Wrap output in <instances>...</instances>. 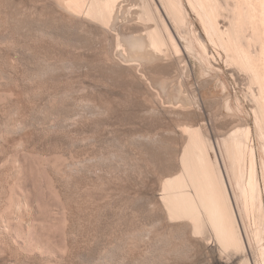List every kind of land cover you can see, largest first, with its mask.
<instances>
[{
	"label": "rangeland",
	"instance_id": "1",
	"mask_svg": "<svg viewBox=\"0 0 264 264\" xmlns=\"http://www.w3.org/2000/svg\"><path fill=\"white\" fill-rule=\"evenodd\" d=\"M1 1H2V3H1ZM6 1V2H5ZM7 1H8V3H7ZM30 0H20V5L17 7V3L19 2H17V0H13L12 2H14V3H11V0H0V4L2 5V6H0V10H2V11H0V15H2V16H0V21H1V23H4V24H1V25H3V26H0V29H2V33H1V31H0V36H2V37H0V54H2V55H0V66H2L3 68H6L7 69V71H6V69H3L2 67H0V73H1V76H0V79H1V81H0V93H2V96L0 95V100H1V102H0V110L1 109H3V110H1V112H0V117H2V118H0V123H2V126L3 127H1V125H0V176H1V178H0V184L2 185V187L4 188V190L2 191L1 190V193H3L2 194V196L4 195V196H6V197H8L9 198V201H10V198H11V200L13 201V202H15V204L13 203V202H11V205L12 204H14V205H12V207L10 208V209H14L13 210V214H11V215H13V216H8L10 213L9 212H11V210H9L8 212L6 211L5 212V210H7V207L9 208L10 207V202L9 201H7V199L8 198H6V197H1V199L0 200H2L1 202H0V208L2 209V206H4L3 207V209L2 210H4V212L1 210L0 212L1 213H4V214H1L0 213V215H2V218H1V216H0V237H1V239H0V244H3V245H0V264H48V263H50V264H171V262H172V264L174 263V264H188L187 262H190V264L192 263V260H195L194 258H196V260H197V262H196V260H195V262H193L192 264H223L224 262H226V261H228V259H229V261H230V263L228 262V263H224V264H242L243 262V256H241V255H243L244 254V256L245 257H247L248 259H249V263L250 264H256L255 262H256V259H255V256H254V258H253V253L252 252H250L251 251V247H249V246H251L250 245V243H248V242H250L249 241V237H248V233H246V230H245V225H243L242 226V223H241V221H243L241 218H240V215H239V210H238V212H237V204H236V202H235V199L233 198V201H234V206H235V209H236V212H237V216H238V220H239V224H240V228H241V231H242V235H243V238L245 239V245H246V250H245V253H243V254H237V256H236V254L233 256V255H230L231 256V259H230V256H229V254H226L225 253V255H227V256H229V257H227L226 258V256L225 255H221V257H222V260L223 259H225V260H223V261H218V257L220 256L218 253V251H214V250H209V249H211V248H207V246H205L203 243H205V242H203L202 243V241L200 242V239H197L196 240V238L197 237H192L191 235L189 236V234H188V236H189V238H188V236H186L187 235V233H182L181 232V234H177V227H176V221H174V222H172L171 224H170V222H168L169 220H164L163 219V216H161V215H163L162 213H160V211H162V209L161 208H157V204L159 203V198H158V194H159V192H160V182L158 183V181H160L159 179L157 180V177L156 176H158V178H160V176H162L161 177V179L163 178V177H168L169 176V174L171 175V173L173 174L174 172H175V166H176V161H174V160H176V158L178 157V155H179V153L178 152H176V147L178 148L177 149V151H179L180 152V148L182 147L181 146V144L183 143L182 141H183V139H182V135H181V137H179L180 136V134L182 133V131L180 132V131H178L179 129H182V128H178L177 130L176 129H174V128H176L177 126H176V124H181L180 126L182 127L183 126V124H186L185 123V121L187 122H190L191 121V123H195V124H197L198 122L200 123L201 122V124H203L204 123V120L206 119L207 121H205V126H207L208 128V130H209V132H210V135H211V140H212V144H213V146H214V150H212V154H213V157L214 158H216L217 157V159H219V162H220V164L222 163V159H223V157H222V154H221V149H220V146H219V141H218V139L220 140V138H223L224 136L222 135V134H224L226 131H228V128H229V126L231 125V118H229L228 119V117H226L227 116V112H229V115H233V117H235L236 118V120H234V118H233V120H234V123H236L235 121H238L237 119H238V117H240V118H242L241 119V124H246V125H249L250 126V128H251V135H250V138H249V143H250V145H253L254 147H255V149H256V154H257V161H258V171H259V174H260V177L262 176L261 174V172H262V167H261V162H262V153H261V149H260V142H259V139H258V136H257V134H256V132H255V128H254V121H255V115H254V107L252 106V105H254V100H253V98H252V96H250V90H249V84H248V82H249V80H247V77L244 75V73H243V71H236L237 69H236V66L233 64V65H230L229 63H232V62H227V61H229L228 59H227V56H226V54H225V52L224 51H222L223 49L220 47H216V45L214 46L209 40H207V38L205 37V34L203 33V29L201 28V25L198 23L199 21H198V19H196L197 17L195 16V14L193 13V11L190 9V7L188 6V12L190 13V18H191V20H192V27L193 28H195L196 29V32L198 31L199 32V30H200V32H199V34H201L202 36H203V38H204V41L206 40V43L205 44H207L206 46L208 47V52H209V54L210 55H212V56H208V57H210V58H208V68H209V70H207L206 71V73L207 74H205V75H207V77L204 75V74H202L201 73V66H202V62H201V60L199 59V57H198V55H197V53H195V52H193L194 54H196V56H197V59H196V57H194L195 55L192 53V52H188L186 49H185V47H184V44L183 43H181V51L182 52H180V54L182 53L183 54V56H181V60L180 61H177L178 63V66L177 67H179V69H181L180 71L178 70V69H175V73H178L177 75H176V77L178 76L179 77V75H181L180 76V78H178L177 77V80L176 81H178L179 79H183L184 80V82H182L183 84H184V89L186 88V90H185V93H186V96H188V97H191L192 96V98L194 99V102H196V104H195V106L197 107H194V110L195 111H197V112H195L196 114H197V116H196V114H195V116H194V118H193V115H194V113H193V115H192V117L190 116H188V115H186V116H184L185 115V113H184V115H179L178 116V113H175V112H180L179 110V108H178V104H182V103H179L178 101H179V99L178 98H176V97H170V96H172V93L170 94V92H169V90L167 91V90H163L162 89V87H161V85L159 84V83H156L155 84V82L154 81H156V79H155V76H153V74H154V72H152V71H150V73H151V75H150V78H149V74L148 75H146V76H148V77H146L145 78V81L148 83V79H150L149 80V82H150V84L148 83H146L145 85H144V87L145 88H143V86L141 87L140 85H143V84H141L142 83V79L143 78H141V77H138L139 75H138V73L136 74L137 76L136 77H134V76H130L131 77V79H130V77L128 76V73H127V76H126V73L125 74H123V72L122 71H120V74L121 75H119L118 74V70L119 69H123L122 68V66H120V65H116V64H114L113 66H112V68L114 69V71H113V69L112 68H110L109 66L110 65H112V64H106L107 62H109V61H106L104 58H103V54H102V47L101 46H103V40L102 41H98L100 44H101V42H102V44L100 45L97 41H96V43H97V46L99 45L100 46V48L99 47H95L94 45H96V43L94 44V41H95V39H89V38H87L86 40H85V38H86V35L84 36V40L85 41H83V43L84 42H86L87 44H86V46L85 45H83V46H85V47H83L82 46V44L83 43H81L80 45L81 46H78L77 44H79L82 40H80V42L77 40V38L76 37H79L80 36V34H75V32L72 30V29H70V31L72 30V32L74 33V34H72V32H70L69 31V29H67V27L66 28H64L62 25H60L61 24V22H59V21H56V20H54V18L52 17V19L50 18L51 17V13H49V11L51 12V10H48L47 8H41V7H43V6H41V2H37V3H35V1L34 0H31L30 2H29ZM32 1H34V2H32ZM185 1H187V0H185ZM6 4H5V3ZM31 2H32V4H31ZM3 3H4V5H3ZM10 3V4H9ZM27 5V7L28 8H30L31 9V6H34L33 5V3L34 4H36L37 6L36 7H38V4H39V7L38 8H36L35 10H34V8L35 7H33V10H31L30 11V9H28L25 5ZM7 4H9V6L7 5ZM14 4V5H13ZM22 4V5H21ZM28 4H29V6H28ZM30 4H31V6H30ZM5 5H7V6H5ZM10 5H12V6H10ZM24 5V6H23ZM43 5V4H42ZM14 6H16V8H18V9H16ZM21 6V7H20ZM1 7H3V8H5V9H3V8H1ZM7 7L9 8V7H14L13 9L12 8H10L12 11L10 12V9H7ZM127 7H129V6H126V4H125V7L124 8H127ZM21 8V9H20ZM27 9V12H25L26 11V9ZM41 10H40V9ZM7 9V10H6ZM25 9V10H24ZM46 9H47V12H46ZM4 10H6V11H8L9 10V12L11 13V15H10V13L9 12H6V11H4ZM17 10V11H16ZM29 10V11H28ZM44 10V11H43ZM13 11H15V13L13 12ZM19 11H20V13L23 15V17H22V15L19 13ZM24 11V12H23ZM33 11V14L34 15H32V16H30L31 14V12ZM41 11H43V12H45V13H43V15L41 16ZM6 12V13H5ZM17 12H18V15H17ZM29 12V13H28ZM12 13H13V15H12ZM24 13H26V15L27 14H29V15H27V17H26V15H24ZM46 13H48V14H46ZM123 13L124 12H122V13H120V14H122V15H120L121 16V18L123 19V17H127V16H125L126 15V13H124L125 15H123ZM6 15V16H4V15ZM37 14H39L40 16H41V18H43L42 19V21H41V18H36V19H38L37 21H36V19H34V21H33V19H32V24H31V22H29V21H31V18H35L36 17V15ZM131 14H133V13H131ZM130 14V15H131ZM9 17H8V16ZM15 15H17V17L15 16ZM39 15H37V17H40ZM48 17H47V16ZM129 15V16H130ZM15 18V20H14V18ZM24 19V20H22L21 19V17ZM33 16H35V17H33ZM132 16H134V14L132 15ZM132 16H130L131 18H132ZM4 17V18H3ZM6 17V18H5ZM12 17V18H11ZM26 17V18H25ZM31 17V18H30ZM1 18L2 19H4L3 21L1 20ZM9 18V19H8ZM12 20H11V19ZM44 18H46V19H44ZM48 18H50L51 19V21H50V19H48ZM129 18V17H128ZM5 19H7V21L8 20H10V21H8V22H10V24L7 22V21H5ZM40 19V20H39ZM21 20V21H20ZM27 20H29V21H27ZM43 20L46 22V23H44L43 22ZM19 21V22H18ZM22 21H23V29H24V22H25V24L26 23H28V24H26L27 26L25 27V31L23 30V29H20L21 27H20V24L19 23H22ZM38 21H39V24H45L46 26H48V28H47V30L48 31H50V33H52V34H48V35H42V34H40L39 36H37L36 34H39V33H37V31H35V29H32L33 28V26H36V24L38 23ZM49 21V22H48ZM54 21L56 22V24L54 23ZM11 22H13L14 23V25L11 23ZM15 22H17V23H15ZM48 22V23H47ZM52 24H51V23ZM58 23H59V25H58ZM30 24L32 25V26H30ZM54 24V25H53ZM11 26V28H10V30L12 29V31H13V29H14V31L13 32H10V30H8L9 29V27ZM19 25V26H18ZM52 25V26H51ZM55 25H57L58 26V28H57V26H55ZM55 26V27H54ZM4 27V28H3ZM30 27H32L31 29L33 30L32 32L31 31H29L30 30ZM53 27V28H52ZM26 28H28L27 30H26ZM61 29V30H60ZM19 30V32L21 33H19V32H17L16 33V31H18ZM6 31V32H5ZM9 31V32H8ZM26 32V33H24V32ZM29 31V32H28ZM55 31V32H54ZM57 31V32H56ZM36 32V34H34ZM70 32V33H69ZM197 32V33H198ZM9 33V34H8ZM18 33H19V35H18ZM23 33V34H22ZM32 33V34H31ZM58 33V34H57ZM65 35H64V34ZM4 34H6V35H4ZM15 34H16V37H15ZM26 34V35H25ZM31 34V35H30ZM56 36H55V35ZM63 34V35H62ZM12 35V36H11ZM33 35V36H32ZM68 35V37H70V38H68V37H66ZM4 36V37H3ZM9 36V37H8ZM22 37V39H21V37ZM32 36V37H31ZM48 36V38H46ZM62 38H61V37ZM73 36H74V38H73ZM76 36V37H75ZM15 37V38H14ZM28 37V38H27ZM39 38V41H38V38ZM41 37H43L42 39H41ZM45 37V38H44ZM58 37V38H57ZM9 40H8V39ZM11 38V39H10ZM30 38V39H29ZM34 38V39H33ZM50 38V39H49ZM59 38H60V40H59ZM80 38V37H79ZM78 38V39H79ZM19 39V40H18ZM25 39V40H24ZM41 39V40H40ZM57 39H58V41H57ZM3 40V41H2ZM18 40V41H17ZM21 40H23V41H21ZM27 40H29V41H27ZM46 40V41H45ZM47 40H50V41H48L47 42ZM62 40V41H61ZM76 40V41H75ZM88 40V41H87ZM91 40V41H90ZM93 40V41H92ZM2 41V42H1ZM16 41V42H15ZM25 41V42H24ZM42 41V42H41ZM55 41V42H54ZM69 41V42H68ZM90 41V42H89ZM6 42V43H5ZM13 42H14V45H13ZM18 42H19V44H18ZM22 42H24V44H22ZM30 42V43H29ZM35 42V43H34ZM46 44H48V43H51V44H48V45H45V43ZM60 42V43H59ZM73 42H75L76 43V45H77V48H79V47H81V48H79V49H81V51L79 50V49H77L76 48V45H74V43ZM2 43L4 44V45H2ZM29 43V44H28ZM31 43H33V44H31ZM37 43V44H36ZM40 43H41V45H40ZM44 43V44H43ZM56 43H58V44H56ZM65 43V44H64ZM67 43H70V44H67ZM90 43V44H89ZM22 44V45H21ZM29 46H27V45ZM60 44H63L62 46L60 45ZM74 46H73V45ZM85 44V43H84ZM93 46H92V45ZM14 47H13V46ZM25 45V46H24ZM34 45V46H33ZM43 45H45L46 47H47V50H49L50 52H51V49H53V47L56 45L57 46V48H56V46H55V48L53 49L54 51H56L57 50V53L56 52H54L53 50H52V54L51 53H49V51L47 52V50L45 49L46 47L44 46V48H42L43 47ZM50 45L52 46V48L50 49ZM60 45V46H59ZM66 45V46H65ZM89 45H91V46H89ZM22 46H24V47H22ZM27 46V48L25 49V47ZM30 46H31V48H30ZM36 46H39L38 48L39 49H43V50H39L38 48H35ZM49 46V47H48ZM72 46V47H71ZM88 46H89V48H88ZM2 47H4V48H2ZM9 47V48H8ZM11 47V48H10ZM13 47V48H12ZM41 47V48H40ZM61 49H59V48ZM71 49H70V48ZM216 47V48H215ZM23 48V49H22ZM31 50V51H29V49ZM72 48H73V50H72ZM82 48H84L83 50H82ZM92 48L94 49V50H92ZM96 48V49H95ZM220 50H219V49ZM4 49H6V50H4ZM21 49H22V52H21ZM28 49V50H27ZM35 49V50H34ZM45 49V50H44ZM68 49V50H67ZM90 51H89V50ZM101 50L99 53H98V51L99 50ZM11 51V52H7V51ZM15 50H16V52L18 51V53H16L15 52ZM20 50V51H19ZM39 50V51H38ZM69 50H71V51H69ZM92 50V51H91ZM97 51V53L98 54H95L96 53V51ZM6 51V52H5ZM14 51V52H13ZM59 51V52H58ZM80 51V52H79ZM84 51V52H83ZM85 51H88V52H85ZM94 51V52H93ZM19 52H21V54L19 53ZM43 52V53H42ZM45 52V53H44ZM46 52H47V54H46ZM55 54H54V53ZM71 52H73V53H71ZM77 52V53H76ZM7 53V54H6ZM13 53V54H12ZM59 53V54H58ZM83 53H85L84 55H83ZM189 55H187V54ZM5 56H4V55ZM12 54V55H11ZM16 54V55H15ZM38 54V55H37ZM44 55L43 57H40V56H42V55ZM55 56H54V55ZM57 54V55H56ZM63 54V55H62ZM64 54H66V55H64ZM69 54V55H68ZM77 54V55H76ZM80 54V55H79ZM89 54V56H87ZM102 55L101 57L99 56V55ZM14 55L15 56H17V57H14ZM19 55V56H18ZM25 55H26V58H25ZM61 56V57H58V56ZM74 55V56H73ZM75 55H76V59L74 60V58H75ZM79 55V56H78ZM83 55V56H82ZM92 55V56H91ZM3 56V57H2ZM7 56V57H6ZM10 58H9V57ZM34 57V58H31V57ZM45 56H47V60H49V66L47 67V65H48V63L46 64V62L44 63V64H42L43 63V61L46 59L45 58ZM54 58H52V57ZM57 56V57H56ZM66 56V57H65ZM73 56V57H72ZM88 57L87 59H86V57ZM96 56V57H95ZM186 56H187V58H186ZM20 58L21 57V59H17V58ZM30 57V58H29ZM39 57V58H38ZM63 57V59H61ZM64 57L66 58V59H64ZM72 57V58H71ZM82 57H83V59H82ZM92 57V58H91ZM98 57V58H97ZM211 57H212V59H211ZM2 58V59H1ZM7 58H9V59H7ZM15 58H16V60H15ZM22 58H24V59H22ZM29 58V59H28ZM45 58V59H44ZM71 58V59H70ZM78 58H81L79 61H77V59ZM90 58V59H89ZM94 58H95V60H94ZM101 58H103V59H101ZM184 58H185V60H184ZM5 59H7L6 61H5ZM56 59V60H55ZM57 59H59V60H57ZM69 59V60H68ZM174 59V58H173ZM4 60V61H3ZM11 60H12V62H11ZM21 60V61H20ZM34 61V62H32V61ZM50 60H55L54 62L57 64V63H60V64H57L58 65V67H59V69L57 68V65L55 64V71H53L52 72V74H51V71H52V68L51 67H53L54 66V63L51 61L50 62ZM67 60V64H69V66L70 65H72V64H70L71 62H68V61H74L75 63L77 62V63H81V65H80V63L77 65V63L74 65H72L71 66V68L66 64V61ZM85 60H87L88 61V63L89 62H92V63H89L90 64V67H88L89 66V64H86L87 63V61L85 62ZM94 60V61H93ZM99 60H102V61H104V63H102L103 64V66H105V67H103L102 66V64H101V62L102 61H99ZM210 60V61H209ZM18 61V62H17ZM23 61V62H22ZM24 61H26V62H24ZM62 61V62H61ZM64 61V62H63ZM99 61V62H98ZM106 61V62H105ZM181 61L183 62V61H185V64L183 65H181ZM200 61V62H199ZM11 62V63H10ZM15 64H14V63ZM30 62H32L31 63V65L29 64ZM37 62V63H36ZM8 63H10V65H7ZM18 63H19V65H21V66H19L18 65ZM24 63V64H23ZM34 63V64H33ZM51 63V64H50ZM61 63H65L68 67H66V65H62ZM73 63V62H72ZM94 63V65H92ZM99 63V64H98ZM109 63H112L111 61L109 62ZM179 63H180V66H179ZM184 63V62H183ZM6 64V65H5ZM27 64H29V65H27ZM45 64H46V67H45ZM85 64V67L83 66ZM97 66H96V65ZM101 64V65H100ZM104 64H106V65H108V67H107V69H106V65H104ZM153 64V63H152ZM176 64V65H177ZM13 67H12V66ZM18 65V67H15V66H17ZM23 65V66H22ZM44 65V68H47L46 69V71L48 72V73H46V71H44L45 69L44 68H42V66ZM50 65H51V67H50ZM60 65H62L63 67H60ZM99 65V66H98ZM10 68H9V67ZM76 66H78L77 67V69H75L76 68ZM83 66V67H82ZM92 66V67H91ZM95 66V67H94ZM155 66V63L153 64V65H151V67H154ZM195 66V67H194ZM232 66H234V67H232ZM39 67V68H38ZM72 67L74 68V69H72ZM80 67H82V69L81 70H79L80 69ZM88 67V68H87ZM98 67V68H97ZM100 67V68H99ZM121 67V68H120ZM184 67H186V68H184ZM18 68V69H17ZM25 68H27L26 70H25ZM30 68V69H29ZM41 68V69H40ZM61 68H64L63 69V71H62V69ZM69 68V70H67ZM90 68V69H89ZM92 68H93V71H94V75L92 74ZM101 69L102 70V68L103 69H105V70H103V72H104V75H103V73H102V71L101 70H96V71H99V72H96L95 71V69ZM118 68V69H117ZM220 68V69H219ZM3 69V70H2ZM11 69H12V71H11ZM21 69H24V70H21ZM36 69V70H35ZM42 69H44V70H42ZM49 69H51V70H49ZM71 69L73 70V72L71 71ZM117 69V71L115 72V70ZM235 69V70H234ZM9 70V71H8ZM13 70H15V71H13ZM38 70V71H37ZM39 70H42V71H44V72H42V71H39ZM50 72H49V71ZM67 70V71H66ZM76 72H75V71ZM87 70H88V72L89 71H91L90 73H88L87 72ZM185 70V71H184ZM189 70V71H188ZM239 70V69H238ZM4 71V72H3ZM20 71V72H19ZM24 71H27L29 74H27L26 72H23ZM31 73H30V72ZM58 71V72H57ZM60 71H61V73H60ZM64 71H65V74H64ZM71 71V72H70ZM106 71H107V73L109 72V74H105L106 73ZM110 71H112L113 73H114V76H113V73L111 72L110 73ZM124 71V70H123ZM149 71V70H148ZM234 71V72H233ZM7 72V73H6ZM9 72V73H8ZM11 72V73H10ZM15 72V73H14ZM32 72H36V74H37V72L39 73V74H37V75H39V76H35L36 74H34V76L35 77H33V73ZM55 72V73H54ZM70 72V73H69ZM80 74H79V73ZM96 72V73H95ZM181 72V73H180ZM186 72H188V74L186 73ZM239 72V73H238ZM241 72V73H240ZM21 73V74H20ZM40 73H42L41 75H40ZM43 73H44V75H43ZM46 73V74H45ZM66 73H69V74H66ZM237 73V74H236ZM242 73H243V75H242ZM19 74V75H18ZM49 74H50V76H49ZM55 74H56V76H55ZM61 74H63L64 75V77H61L62 75ZM77 74L78 75H81V77L80 76H77ZM98 74V75H97ZM100 74V75H99ZM135 74H132V75H135ZM6 75V76H5ZM9 75H11V76H9ZM14 75V77H12ZM16 75V76H15ZM17 75H18V77H17ZM20 75H22V76H20ZM25 75V76H24ZM29 75H31V76H29ZM69 76V77H67L66 78V76ZM71 75V76H70ZM76 75V76H75ZM90 75H92V76H90ZM103 75V76H102ZM119 75V76H122V77H117V76ZM189 75V76H188ZM239 75H240V77H239ZM54 76V77H53ZM73 76V78L75 79V81H74V79L73 78H71ZM87 76H89V77H87ZM125 76H126V78H125ZM187 78H186V77ZM215 76H218V77H216V78H214ZM17 77V78H16ZM28 77V78H27ZM32 77V78H31ZM61 77V78H60ZM94 77H95V79H94ZM97 77V78H96ZM112 77V78H111ZM116 77V78H115ZM133 77H134V79H133ZM153 77V80L154 81H152L151 80V78ZM176 77H175V79H176ZM212 77L214 78V80L212 79ZM6 78V79H5ZM12 78V79H11ZM25 78V79H24ZM32 80H31V79ZM38 78V79H37ZM43 78V79H42ZM54 78H56V79H54ZM57 78H59L58 80H57ZM63 78V79H62ZM67 79V81H66V79ZM79 78V79H78ZM82 78V79H81ZM85 78V79H84ZM98 78H100V79H98ZM102 78H106V79H102ZM107 78H108V80H107ZM122 78H125V79H123L122 80ZM129 78V79H128ZM137 78H140L139 80L137 79ZM207 78H211V79H209L210 80V82H209V80H206ZM5 81V82H3V80ZM15 79H17V82H15L16 80ZM27 79V80H26ZM36 79V80H35ZM40 79V80H39ZM60 79H62V80H60ZM72 79V80H71ZM98 79V80H97ZM113 81H112V80ZM138 81H137V80ZM147 79V80H146ZM181 79V80H182ZM196 79V80H195ZM7 80V81H6ZM9 80H10V82H9ZM30 82H29V81ZM35 80V81H34ZM69 80V81H68ZM71 80V81H70ZM78 80V81H77ZM86 80V81H85ZM95 80V81H94ZM100 80V81H99ZM107 80V81H106ZM119 82H118V81ZM123 81V83H121V81ZM131 80V81H130ZM182 80V81H183ZM11 81H12V84H11ZM26 83H25V82ZM34 81V82H33ZM61 81V82H60ZM62 81H64V82H62ZM82 81L84 82V83H82ZM102 81V82H101ZM112 81V82H111ZM137 81V82H136ZM152 81V82H151ZM175 81V82H176ZM207 81V86H206V84H204L205 82ZM212 81V82H211ZM6 82H8V83H6ZM28 82V83H27ZM33 82V83H32ZM36 82H37V84H36ZM40 82H42V83H40ZM106 82L108 83L107 85H106ZM116 82V83H115ZM129 82H131V83H129ZM134 82V83H133ZM157 82V81H156ZM185 82H187L188 84H186L185 85ZM209 82V83H208ZM16 83V84H15ZM23 83H25L24 85H23ZM31 83V84H30ZM35 83V84H34ZM68 83V84H67ZM130 85H129V84ZM134 85H133V84ZM143 83H145V82H143ZM151 83H154V85H155V88L153 87V84H151ZM176 83H178V82H176ZM175 83V84H176ZM198 83V84H197ZM199 83H201V84H199ZM7 84V85H6ZM29 84V85H28ZM39 84H40V86H39ZM67 84V85H66ZM85 84H88V85H85ZM99 86H98V85ZM105 84V85H104ZM113 86H115L116 85V87H113ZM124 84H125V86H124ZM128 84V85H127ZM191 84H192V86L193 87H191L190 88V86H191ZM248 84V85H247ZM7 87H5V86ZM33 85H34V87H33ZM43 85V86H42ZM65 85H66V88H65ZM69 85V86H68ZM84 87H83V86ZM90 85V86H89ZM104 85V86H103ZM110 85H111V87H110ZM118 85H120V86H118ZM136 85H138V86H136ZM148 85H150V87H153V88H151L152 90H154L155 92L154 93H156V94H158L157 93V89H156V86L158 87V88H160L161 90H163L162 91V93L163 92H165V93H163L164 94V96H166V97H163L162 95L163 94H161V90H160V93L159 94H161V95H158V96H161L160 98H162L163 97V100L165 101L166 100V98L169 96L170 98H172V99H170L171 101H169V102H171V106L174 104V105H176L175 106V108L172 106V108H174V109H177L178 108V111H175L174 109H168L169 107H167V106H169L168 104H170V103H168V100H169V97L167 98L168 100H166L167 101V103L166 102H163V100L161 99L160 100V98H159V105L161 106L162 105V102H163V104L165 103L166 104V106H164V105H162V108L158 105V103H156V101H157V99L155 100V103H154V98H152V96L154 97V93H153V91L151 90V89H149L150 87L148 86ZM159 85V86H158ZM189 85V86H188ZM202 85H204V87L202 86ZM3 86V87H2ZM9 86V87H8ZM13 86V87H12ZM81 86H82V88H81ZM88 86L89 87V89H88V87H87V89H85L86 87ZM94 86V87H93ZM101 86V88H99ZM106 86V87H105ZM132 86V87H131ZM149 88H148V87ZM196 86V87H195ZM202 86V89L200 88ZM11 87V88H10ZM24 87H26V88H24ZM27 87H30L29 89L27 88ZM37 87H38V89H37ZM42 87V88H41ZM96 87H98V88H96ZM104 87V88H103ZM108 87V88H107ZM131 87V88H130ZM135 87V88H134ZM147 87V88H146ZM188 87V88H187ZM9 88L11 89V90H9ZM45 88V89H44ZM94 88V89H93ZM110 88V89H109ZM128 88V89H127ZM132 88H134V89H132ZM138 88L142 91V93H139V91L140 90H138ZM196 89V90H194V89ZM200 88V89H199ZM8 89V90H7ZM31 89H32V92H31ZM57 89V92H55V90ZM61 89V91H59V90ZM65 89V90H64ZM67 89V90H66ZM84 89H85V91H84ZM94 91H93V90ZM98 89V90H97ZM109 89V90H108ZM130 89H131V91H130ZM146 89V90H145ZM225 89V90H224ZM251 89V88H250ZM44 90H46V91H44ZM64 90V91H63ZM81 92H80V91ZM87 90H89L90 92H88ZM145 90V91H144ZM191 90V91H190ZM198 90V91H197ZM25 91H27V93L25 92ZM30 91V92H29ZM33 91H34V93H33ZM67 91H68V93H67ZM73 91H75L74 92V94H73ZM93 91V92H92ZM111 93H110V92ZM112 91H114L113 93H112ZM116 91V92H115ZM137 91V92H136ZM140 91V92H141ZM146 91H148V92H146ZM170 94V95H168V93ZM170 91H171V89H170ZM189 91V92H188ZM198 92V96H199V98L198 99H195V96L194 95H192V93L191 92ZM200 91V92H199ZM225 91V92H224ZM250 91V92H249ZM5 94H4V93ZM24 92V93H23ZM45 92V93H44ZM56 93V95H59L58 96V98H57V96L55 95V93ZM60 92V93H59ZM63 92V93H62ZM65 92V93H64ZM71 92V93H70ZM84 92V93H83ZM87 92V93H86ZM131 92V93H130ZM146 92V93H145ZM7 93V94H6ZM25 93H26V95H25ZM28 93H29V95H28ZM33 95H32V94ZM38 93V94H37ZM41 93V94H40ZM70 93V94H69ZM79 93L81 94L80 95V98L82 99H80L79 98ZM83 93V94H82ZM92 95H91V94ZM128 93V94H127ZM138 93V94H137ZM148 93V94H147ZM151 93V94H150ZM153 93V94H152ZM202 95H201V94ZM24 94V95H23ZM41 96H40V95ZM43 94V95H42ZM63 94V95H62ZM70 96H69V95ZM76 94V95H75ZM85 94V95H84ZM108 94H110V96L108 95ZM120 94V95H119ZM128 96L127 98H129L131 95H132V97L131 98H129V100L127 99V98H125L126 97V95ZM131 94V95H130ZM142 94H143V96H142ZM184 94V93H183ZM190 94V95H189ZM194 94V93H193ZM228 94V95H227ZM6 95H9V96H6ZM23 95V96H22ZM50 95H51V97H50ZM52 95H53V97H52ZM55 95V96H54ZM62 95V96H61ZM73 95H75V96H73ZM83 95V96H82ZM109 97H108V96ZM112 95V96H111ZM134 95H135V97H136V99H135V97H134ZM140 95V96H139ZM150 95H152V96H150ZM168 95V96H167ZM185 95V94H184ZM224 95H226V98L228 97V96H230L231 95V97H228V99H229V101H230V104H231V111H226V110H223V111H219V110H221V108L219 107L218 109H216V111L218 110V112H219V114H217L218 112H216V113H213L215 110H212V109H215V108H217V107H215V106H218V104H216L215 105V101H218L217 103H219V101L221 102V100L225 97ZM6 96V97H5ZM25 96V97H24ZM29 96V97H28ZM39 96H40V100H39ZM65 96V99L63 98ZM68 96H69V99H68ZM88 96H90V97H88ZM93 96V97H92ZM100 96V97H99ZM124 96V97H123ZM148 96V97H147ZM150 96V97H149ZM158 96H156L157 98H158ZM224 96V97H223ZM1 97H3L4 98V100L1 98ZM7 97H9V98H7ZM20 97V98H19ZM38 97V98H37ZM61 97V98H60ZM83 97V98H82ZM95 97V98H94ZM101 97H103V98H101ZM105 97L107 98V99H105ZM114 97H117V100H116V98H114ZM140 97H143L142 99L140 98ZM148 99V101H147V99ZM217 97H223L222 99H220V100H217V99H219V98H217ZM7 98V99H6ZM55 98V99H54ZM71 98H73V99H71ZM80 100H79V99ZM88 98V99H87ZM97 98H98V100H97ZM110 98V99H109ZM114 98V99H113ZM121 98V99H120ZM139 98V99H138ZM216 100H215V99ZM252 98V99H251ZM6 99V100H5ZM12 99V100H11ZM28 99H30V100H28ZM36 99V100H35ZM54 99V100H53ZM57 99H60V101L59 102H56L57 101ZM66 99L69 101H67L68 103H65L66 102ZM76 99V100H75ZM86 99L88 100V101H86ZM90 99H91V101H90ZM94 100V102H95V104L96 105H101V106H96L95 104H93L94 102H93V100ZM99 99H100V101H99ZM101 99H102V102H101ZM126 99V100H125ZM133 99V100H132ZM142 101H146L147 102V104H146V102L144 101V104H142L143 102H141V100ZM152 99V100H151ZM173 99H174V101H173ZM211 100L210 102V104L211 105H213L214 104V107L213 106H211V105H209L208 104V101L207 100ZM212 99H214L215 101H213L212 102ZM32 100H34V101H32ZM52 102V103H54L55 105H56V103H62V105L61 104H59V106H58V104H57V106L58 107H56L55 105H52V103L50 102V101ZM56 100V101H55ZM65 101V102H62V101ZM75 100V102H73V101ZM96 100H97V103H96ZM108 101V104L110 105V108L108 107V109L106 108V106H109L107 103H106V101ZM112 100V101H111ZM119 100H121V101H119ZM123 100H124V102H123ZM133 102H132V101ZM177 100V101H176ZM2 101H3V103H2ZM8 101V102H7ZM12 101V102H11ZM18 101V102H17ZM49 101V102H48ZM55 101V102H54ZM79 101V102H78ZM81 101V102H80ZM90 101V102H89ZM111 101V102H110ZM117 101V102H116ZM119 101V102H118ZM125 101H129V102H125ZM136 101L138 102H141V103H136ZM153 101V102H152ZM173 101V102H172ZM176 101V102H175ZM207 101V102H206ZM236 101V102H235ZM10 102V103H9ZM31 102V103H30ZM39 102V103H38ZM45 104H47L48 103V105H45ZM47 102V103H46ZM80 104V106L78 107V103ZM177 102H178V104H177ZM201 102V103H200ZM205 102V103H204ZM254 102V103H253ZM2 103V104H1ZM7 103V105H8V103H9V105L7 106V105H5ZM19 103V104H18ZM37 103H38V105H39V107H38V105H37ZM70 103V104H69ZM72 103H74L73 105H71ZM77 103V104H76ZM89 103V104H88ZM115 103V104H114ZM129 103V104H128ZM152 103H154L155 104V106H154V104H152ZM207 103V105H209V106H211V107H209V106H207V105H205ZM213 103V104H212ZM10 104H12V106L10 105ZM35 104V105H34ZM42 104H44V105H42ZM63 104H64V106H63ZM68 104V105H67ZM75 104H76V106H75ZM92 104V105H91ZM106 104V105H105ZM120 104V105H119ZM122 104V105H121ZM125 104H126V106H125ZM142 104V106H140ZM200 104H201V106H200ZM237 104V105H236ZM16 105V106H15ZM17 105H18V107H19V110H18V107H17ZM33 105V106H32ZM36 105H37V107H36ZM61 105V106H60ZM66 105V106H65ZM70 105V106H69ZM103 105H104V107H103ZM114 105H115V107H114ZM132 105V106H131ZM136 105V106H135ZM139 105V106H138ZM148 105H150V106H148ZM152 105V106H151ZM179 105V106H180ZM2 106H5L4 108H2ZM15 106V107H14ZM48 106V107H47ZM50 106V107H49ZM51 106H52V109H49V110H47V108H51ZM69 106V107H68ZM89 106V107H88ZM93 106H94V108H93ZM146 106H148L147 108H146ZM158 106V107H157ZM170 106V107H171ZM204 106H207L206 108L209 110V108H211L210 109V111H208ZM8 107V108H7ZM12 107H13V109H12ZM33 107V108H32ZM41 107V108H40ZM53 107H56V108H53ZM71 107V108H70ZM76 107V108H75ZM114 107V108H113ZM126 107L129 109H127V110H125L126 109ZM130 107V108H129ZM133 107V108H132ZM136 109H135V108ZM156 107V108H155ZM163 107H167L165 110H161V109H164ZM209 107V108H208ZM252 107V108H251ZM6 108V109H5ZM10 108V109H9ZM17 108V109H16ZM32 108V109H31ZM35 108V109H34ZM44 108V109H43ZM73 108V109H72ZM78 108V109H77ZM100 110H99V109ZM118 108V109H117ZM124 110H123V109ZM140 108H143V110L141 111V109ZM146 108V109H145ZM159 108V109H158ZM8 109V110H7ZM12 109V110H11ZM37 109H39V110H37ZM71 109V111H69ZM110 109H113V110H110ZM154 109V110H153ZM157 109V110H156ZM197 109V110H196ZM8 112H7V111ZM49 112L50 111V113H47V114H45L47 111ZM74 112H73V111ZM93 111V112H91V111ZM96 110H98L99 112H97ZM108 110V111H107ZM121 111V112H119V111ZM133 110V111H132ZM148 110V112H146ZM151 110V111H150ZM159 110V111H158ZM172 111V112H174V113H172L171 114V112L170 111ZM174 110V111H173ZM18 111V112H17ZM68 111H69V113H68ZM126 111V112H125ZM131 111L132 113V115L129 113V112ZM213 111V112H212ZM2 112H3V115H2ZM6 112H7V114H6ZM12 112V113H11ZM20 112V113H19ZM51 112H52V114H51ZM54 112V113H53ZM56 112V113H55ZM95 112V113H94ZM115 112H117L116 114H115ZM125 112V113H124ZM136 112V113H135ZM139 112V113H138ZM141 112H143V113H141ZM165 114H164V113ZM169 112H170V114H169ZM182 112V111H181ZM179 113V114H183V113ZM208 112V113H207ZM210 112V113H209ZM212 112V113H211ZM226 112V113H225ZM231 112V113H230ZM19 113V114H18ZM68 113V114H67ZM108 113V114H107ZM125 115H124V114ZM126 113H129V116H127V114ZM133 113L134 114H136L135 115V117H139L138 115H141L140 117H139V120L138 119H136V118H132V117H134V115H133ZM141 113V114H140ZM145 113V114H144ZM146 113H147V115L149 116H151V117H148V120H147V115H146ZM167 113V114H166ZM199 113H201L202 115H200ZM220 113H222V114H220ZM9 114H11V115H9ZM50 114H51V116H50ZM66 114V115H65ZM109 115L110 114V117H108V116H106V115ZM115 114V115H114ZM122 116H121V115ZM138 114V115H137ZM152 114H154V116L155 117H152ZM157 114L159 115V116H161L162 114V116H163V118L164 117H166V118H164V120H165V122H167V125L168 126H170V127H164L163 126V123H164V125H166V123L165 122H161L160 123V120L162 119V116H161V118L158 116L157 117ZM174 114V115H173ZM177 114V115H176ZM199 114V115H198ZM207 114L209 115V116H207ZM217 114V115H216ZM226 114V115H225ZM2 115V116H1ZM4 115H5V117L8 115V119H9V121H8V119H6L5 117H4ZM49 115V116H48ZM75 115V116H74ZM80 115V116H79ZM90 115V116H89ZM100 115H102V116H100ZM146 115V116H145ZM171 117H170V116ZM173 115V116H172ZM211 115L213 116V117H211ZM221 115H223L222 117H221ZM231 115V116H232ZM44 116H47V118H51V119H45V117ZM65 116V117H64ZM96 116L98 117V118H96ZM114 116V117H113ZM121 117V118H119V117ZM125 116H127L125 119L123 118V117H125ZM132 116V117H131ZM143 116V117H142ZM167 116H169L170 118H168ZM175 116V117H174ZM183 116V117H182ZM200 116H201V118L203 119H201L200 118ZM203 116V117H202ZM205 116V117H204ZM222 118H220V117ZM230 116V117H231ZM238 116V117H237ZM9 117H11V118H9ZM15 117V118H14ZM17 117V118H16ZM70 117V118H69ZM79 117V118H78ZM81 117V118H80ZM89 117V118H88ZM101 117V118H100ZM106 118V120H105V118ZM128 117H129V119H128ZM146 119H145V118ZM173 117V118H172ZM176 117H178L179 118V120H178V118H176ZM185 117V118H184ZM186 117H189L188 119L186 118ZM199 118V120L198 119H196V118ZM218 117V118H220V119H218L217 118V120H216V118ZM223 117H224V123L222 122L223 121ZM66 118V119H65ZM73 118L75 119V120H73ZM87 118L89 119V121H87ZM91 118H93V120L91 119ZM123 118V119H122ZM142 120H141V119ZM159 120V118H160V120L158 121L157 119ZM205 118V119H204ZM212 118V119H211ZM240 118H239V123H240ZM6 121H5V120ZM13 119H15V121L13 120ZM20 119V120H19ZM63 119V120H62ZM64 119H65V121H64ZM79 119H80V121H79ZM95 119V120H94ZM97 119V120H96ZM119 119V120H118ZM132 119V120H131ZM143 119H144V121H143ZM176 119H177V121H176ZM184 119V120H183ZM189 119H192V120H189ZM209 119H211V121L209 120ZM213 119H214V121L217 123V124H215L214 122H213ZM45 122H43V121ZM50 121V123H49V121ZM52 120V121H51ZM71 120H73V121H71ZM77 120V121H76ZM111 120V121H110ZM113 120V121H112ZM121 120V121H120ZM129 120V123L127 122L126 123V121H128ZM133 122V121H136V122H133V123H131V121ZM154 120V121H153ZM156 120V121H155ZM163 119L161 120V121H164ZM173 120H175L176 122H173ZM180 120H182L184 123H182V122H180ZM198 120V121H197ZM230 122H229V121ZM233 120H232V122H233ZM242 120H243V122L244 123H242ZM3 121H5V122H3ZM8 121V122H7ZM17 121V122H16ZM48 121V122H47ZM68 121V122H67ZM76 121V122H75ZM93 121V122H92ZM103 123H102V122ZM111 122V123H109V122ZM117 121H119V123H117ZM124 123H123V122ZM139 121H141V122H139ZM150 121V122H149ZM173 122L174 124H175V126L173 125V123H171V122ZM179 121V122H178ZM193 121H195V122H193ZM211 122V125H213L212 126V128H211V125H210V122ZM220 121V122H219ZM9 122H10V124H9ZM15 122V123H14ZM24 122V123H23ZM67 122V123H66ZM100 122V123H99ZM113 122V123H112ZM145 122V124H143ZM153 122V123H152ZM161 125H156V124H158V123ZM203 122V123H202ZM219 122V123H218ZM222 122V124H220ZM226 122H228V123H226ZM4 123V124H3ZM11 123H12V128L13 127H16L15 129H12L10 126H11ZM43 123V125H41ZM47 123H49V125L47 124ZM70 125H69V124ZM84 123V124H83ZM99 123V124H98ZM103 125H102V124ZM109 123V124H108ZM117 123V124H116ZM123 125H122V124ZM134 123H135V125H134ZM141 123V124H140ZM149 123H150V125H149ZM234 123L232 124L233 125V127H234ZM6 124V125H5ZM40 126H39V125ZM47 124V125H46ZM62 124V125H61ZM68 126H67V125ZM86 124V125H85ZM91 126H90V125ZM94 125V127H93V125ZM111 125L110 127L109 126H106V125ZM115 124V125H114ZM122 126H121V125ZM126 124V125H125ZM152 124V125H151ZM170 124H172V126L173 127H171V125ZM227 124V125H226ZM238 124V123H237ZM16 125V126H15ZM60 125V126H59ZM64 125V126H63ZM85 125V126H84ZM89 125V126H88ZM97 125H102L101 126V130H102V132H101V130L99 129V127L100 126H97ZM117 125V126H116ZM132 125H134L133 127H132ZM137 125L138 126H140L139 128H141V130H139V128L137 127ZM145 125H147V126H145ZM217 125H219V126H217ZM224 127H223V126ZM232 125L230 126V128H232ZM239 125V124H238ZM63 126V127H62ZM67 126V127H66ZM84 126V127H83ZM95 126H97V127H95ZM129 126V127H128ZM145 126V127H144ZM151 126V127H150ZM155 126V127H154ZM179 126V127H180ZM222 126V127H221ZM236 126V125H235ZM5 127V128H4ZM10 127V128H9ZM52 127V128H51ZM83 127V128H82ZM86 127H87V129H86ZM104 127H106L105 128V130L103 131V129H104ZM108 127V128H107ZM113 127V128H112ZM120 127V128H119ZM123 127V128H122ZM148 127V128H147ZM162 127V128H161ZM221 127V128H220ZM2 128V129H1ZM82 128V129H81ZM89 128V129H88ZM118 128V129H117ZM125 128V129H124ZM134 128V129H133ZM148 130H147V129ZM151 128V129H150ZM153 128V129H152ZM157 130H156V129ZM161 128V130L159 131V129ZM168 128H169V130H168ZM213 128H216V129H220L219 131L217 130L216 131V129H213ZM227 128V129H226ZM229 128V132L231 131V129ZM9 129V130H8ZM106 129H108V131L106 130ZM113 129V131H111ZM115 129L116 130H119L118 132L119 133H121V132H123L124 131V134L122 133V134H119L117 131L116 132H114L115 131ZM122 131H121V130ZM124 129V130H123ZM130 129V130H129ZM131 129H133V131L131 132ZM138 129V130H137ZM144 129V130H143ZM155 129V130H154ZM11 130V131H10ZM83 131L84 133H86V134H84L83 132H81V131ZM94 132H93V131ZM97 130H99L98 132H97ZM127 130H128V132H127ZM135 130H137V131H135ZM149 130H153L152 132L151 131H149ZM162 130H168V131H162ZM176 131V132H174V131ZM223 130L225 131V132H223ZM3 131V132H2ZM6 131V132H5ZM8 131V132H7ZM77 131V132H76ZM86 131V132H85ZM106 131V132H105ZM125 131L127 132L126 134H125ZM140 131V132H139ZM144 131V132H143ZM158 131V133H156V132ZM161 131L162 132H164V133H161ZM221 131H222V133H221ZM80 132V133H79ZM96 132V133H95ZM101 132V133H100ZM112 132H114L112 135H114L115 136V133H118L115 137L114 136H112L110 133ZM139 132V133H138ZM151 132V133H150ZM154 132L156 133V134H154ZM5 133V134H4ZM91 133H93V134H91ZM103 133V134H102ZM132 133V134H131ZM140 133H142V134H140ZM162 134V140L164 139H168V140H165V143H164V140L162 141L161 140V134ZM171 134V136H173L174 138H179V139H177L176 138V140L174 139V138H172L173 140H169V138L171 137L169 134ZM217 133L218 134H220V135H217ZM228 133V132H227ZM226 133V134H227ZM5 136H4V135ZM78 134V135H77ZM110 134V135H109ZM151 134V135H150ZM152 134L153 135H156V136H152ZM164 134H165V136H164ZM174 134V135H173ZM7 135V136H6ZM72 135V136H71ZM74 135V136H73ZM88 135V139L86 138V136ZM94 137H93V136ZM124 137L125 135L129 138V140L127 139V137L125 138V140L127 141H129V142H127L126 143V141L121 137ZM129 135H131L130 137H129ZM136 135V136H135ZM144 135V136H143ZM167 135V136H166ZM177 135V136H176ZM3 136V137H2ZM83 136V137H82ZM100 136V137H99ZM106 136H109V137H107L106 138ZM148 136V137H147ZM219 136V137H218ZM221 136H223V137H221ZM6 137V138H5ZM72 137V138H71ZM77 139H76V138ZM90 137V138H89ZM117 137H118V139L119 138H121V140L119 139V140H117ZM147 137V138H146ZM153 137V138H152ZM164 137H166V138H164ZM2 138V139H1ZM4 138V139H3ZM73 138L75 139V140H73ZM85 138V139H84ZM92 138V139H91ZM99 138V139H98ZM102 140H101V139ZM113 138V139H112ZM183 138H184V136H183ZM218 138V139H217ZM81 139V140H80ZM107 139H110V140H107ZM116 139V140H115ZM157 139H159V140H157ZM82 140H83V142H82ZM85 140H87V142L85 141ZM101 141L100 143L99 142H97L96 143V141ZM174 140H175V142H177V143H175L174 142ZM216 140H217V143H216ZM74 143H73V142ZM110 141V142H109ZM118 141V142H117ZM144 142V144H143V142ZM160 141V142H159ZM166 141H170V142H166ZM175 143V144H173V142ZM4 142V143H3ZM84 142H86V143H84ZM96 144H95V143ZM112 142V143H111ZM121 142V143H120ZM136 142V143H135ZM147 142V143H146ZM172 142V143H171ZM71 143H73V144H71ZM84 143V144H83ZM91 143L93 144V145H91ZM120 143V144H119ZM122 143H124V144H128L129 143V146L127 145V147H125V146H123L124 144H122ZM135 143V144H134ZM146 143V144H145ZM158 143H159V147H156V145L158 146ZM162 143H163V145H162ZM179 143H180V145H179ZM77 144V145H76ZM86 144V145H85ZM99 144V145H98ZM103 146H102V145ZM122 144V145H121ZM140 144L142 145V146H140ZM154 145V147H153V145ZM172 144V145H171ZM177 144V146H173V145H176ZM3 145V146H2ZM71 145V146H70ZM75 145V146H74ZM90 145V146H89ZM96 145V146H95ZM145 145V146H144ZM147 145V146H146ZM152 145V146H151ZM84 146V147H83ZM86 146H88V147H86ZM93 146V147H92ZM96 147V149H95V147ZM102 146V147H101ZM115 146V147H114ZM136 146H138L137 148H136ZM153 147V148H151V147ZM160 146H163L164 147V149H165V147H166V149L165 150H163V147H161L160 148ZM218 146V147H217ZM74 147H76V150H77V153L75 154V151L76 150H74L75 148ZM107 147H109L110 149H108ZM133 149H131V148ZM135 147V148H134ZM141 147H143V148H141ZM144 147H146V149L144 148ZM147 147H150L152 150H154V151H152L150 148H147ZM170 147V148H169ZM172 147V148H171ZM180 147V148H179ZM1 148H3L2 149V152H3V154H1L2 152H1ZM82 148H85V149H82ZM99 148V149H98ZM111 148H112V150H111ZM118 148V149H117ZM122 148V149H121ZM158 148H159V151H158ZM175 148V149H174ZM117 149V150H116ZM129 149H130V151H129ZM139 151H138V150ZM144 149H145V151L146 152H144ZM149 149V150H148ZM161 149V150H160ZM173 150L174 149V151H171V150ZM180 149V150H179ZM72 150V151H71ZM82 150V151H81ZM86 150V151H85ZM95 150V151H94ZM108 150V151H107ZM109 150H111L112 152H110ZM116 150V151H115ZM119 150V151H118ZM124 150V151H123ZM137 152H136V151ZM147 150H148V152H147ZM150 150H151V154H150ZM156 150V151H155ZM163 150V151H162ZM167 150H169V151H167ZM81 151V152H80ZM89 151V152H88ZM98 151V152H97ZM68 152H69V154H68ZM71 152V153H70ZM85 152V153H84ZM88 152V153H87ZM91 152V153H90ZM98 154H96V153ZM119 152V153H118ZM129 152V153H128ZM131 152V153H130ZM133 152V153H132ZM134 152H136V153H134ZM139 152H141V154H139ZM157 152H160V153H157ZM163 152V153H162ZM169 154H168V153ZM175 152V153H174ZM74 153V154H73ZM83 153V154H82ZM88 155H87V154ZM106 153H107V155H106ZM108 153H110V154H108ZM138 153V154H137ZM153 153V154H152ZM160 154L159 155V157L157 156V158L155 157V154ZM59 154V155H58ZM82 154V155H81ZM86 154V155H85ZM91 154V155H90ZM105 154V155H104ZM125 154H127V155H125ZM135 154V155H134ZM137 154V155H136ZM151 156H150V155ZM165 154V155H164ZM173 156H172V155ZM175 154H176V156H175ZM178 154V155H177ZM15 155H17V156H15ZM60 155H61V157H60ZM62 155H63V157H62ZM71 155V156H70ZM79 157V155H80V157L78 158L77 156ZM93 155H96V156H94V158H93ZM103 155H104V157H103ZM119 155V156H118ZM125 155V156H124ZM130 155H132V156H130ZM164 155V156H163ZM171 156V157H169L168 158V156ZM14 156L15 157H17L16 159H17V161L14 159ZM74 157V160H73V157ZM83 157V159H82V157ZM88 158H86V157ZM91 158H89V157ZM98 156V157H97ZM139 156V157H138ZM141 156V157H140ZM148 156V157H147ZM154 156V157H153ZM176 157V158H173V157ZM4 157V158H3ZM58 159V160H60L59 161V167H58V160L56 159V158ZM70 157V158H69ZM119 159H118V158ZM133 157V158H132ZM135 157V158H134ZM137 157V158H136ZM143 157V158H142ZM168 158V160H167V158ZM6 158V159H5ZM63 158V159H62ZM72 158V160H70ZM86 158V159H85ZM97 158V159H96ZM104 158V159H103ZM130 158V159H129ZM132 158V159H131ZM140 160H139V159ZM150 158V159H149ZM166 158V159H165ZM170 158H172L171 160L173 161V163H172V161H171V163H169L170 161H169V159ZM12 159H13V162H12ZM65 159H69V161L67 162V160H65ZM75 159H79V160H75ZM115 159V160H114ZM117 159V160H116ZM144 159V160H143ZM158 159V160H157ZM163 159V160H162ZM4 160V161H3ZM6 160V161H5ZM16 162H15V161ZM56 160V161H55ZM65 160V161H64ZM81 160V161H80ZM82 160H83V162H82ZM103 160V161H102ZM126 160V161H125ZM139 162L138 163V166H139V164H141V166H137V162ZM142 160V161H141ZM147 160V161H146ZM161 160V161H160ZM54 161L56 162L55 164H57L56 166L58 167V168H54L55 167V164H54ZM76 161V162H75ZM78 161V162H77ZM115 161H118L119 163H115ZM124 161V162H123ZM128 161H130V162H128ZM135 161V162H134ZM160 161V162H159ZM163 161V162H162ZM169 161V162H168ZM3 162H5L6 163V165H5V163H3ZM65 162H67L66 164H65ZM69 162H71V163H69ZM75 162V163H74ZM101 162V163H100ZM123 162V163H122ZM126 162V163H125ZM141 162H143V164L141 163ZM148 162H149V164H148ZM162 162V163H161ZM167 162V163H166ZM174 162H175V164H174ZM85 163V164H84ZM91 163H92V165H91ZM97 163V166L95 165ZM115 163V164H114ZM145 163V164H144ZM159 163V164H158ZM168 165V163H169V166L170 167H166L167 165ZM1 164H3L2 166L3 167H1ZM20 164V165H19ZM88 164H90L89 166H91V167H89V166H87ZM102 166H100V165ZM110 164L112 165L113 164V166L111 167L110 166ZM127 164H129V165H127ZM163 165L162 166V168H160V167H158L159 165ZM16 165V166H15ZM18 165L20 166V167H18ZM68 165V166H67ZM86 165V166H85ZM95 167H94V166ZM104 165V166H103ZM107 165V166H106ZM115 165H117V166H115ZM149 167H148V166ZM160 165V166H161ZM166 165V166H165ZM222 165V168H224V163H222L221 164ZM13 166V167H12ZM15 166V167H14ZM71 166V167H70ZM75 166V167H74ZM77 166V167H76ZM79 166V167H78ZM82 166H83V168H82ZM100 166V167H99ZM106 166V167H105ZM124 166V167H123ZM136 166V167H135ZM146 166H147V168H149V170L146 168ZM165 166V168H164V171H163V167ZM174 166V167H173ZM66 167H68V168H66ZM86 167V168H85ZM97 167V168H96ZM99 167V168H98ZM105 167V168H104ZM110 167V168H109ZM116 167H117V169H116ZM126 167V168H125ZM15 168L17 169V170H15ZM73 168V169H72ZM76 168V169H75ZM82 168V169H81ZM104 168V169H103ZM107 168V169H106ZM112 168V169H111ZM137 168V169H136ZM151 168V169H150ZM167 168V169H166ZM172 168V169H171ZM3 169V170H2ZM5 169V170H4ZM15 171H14V170ZM69 169V170H68ZM84 169V170H83ZM90 169H92L91 171H90ZM95 169V170H94ZM99 169V170H98ZM101 169V170H100ZM111 170V172H113L112 173V176L114 177H112L111 176V173H110V170ZM122 169H123V171H122ZM129 169V170H128ZM142 169H143V171H142ZM145 169V170H144ZM158 169H160L159 170V172L157 171ZM162 169V170H161ZM170 169V170H169ZM261 169V170H260ZM82 170V171H81ZM106 172H105V171ZM113 170H115V171H113ZM169 170V171H168ZM173 170H174V172H173ZM224 171H226L225 169H223ZM3 171V172H2ZM7 171V172H6ZM17 171H19V174H20V178H19V174H18V172ZM67 171L68 172H70V173H67ZM73 171V172H72ZM80 171V172H79ZM90 171V172H89ZM98 173H97V172ZM103 171V172H102ZM117 171V172H116ZM129 171V172H128ZM141 172L140 173V175H142V176H140V175H138L139 174V172ZM145 171V172H144ZM161 171V172H160ZM172 171V172H171ZM261 171V172H260ZM4 172H6V173H4ZM102 172V173H101ZM105 172V173H104ZM109 174H108V173ZM119 172V174H117ZM128 172V173H127ZM147 172H149V173H147ZM158 172V174H156ZM168 172H169V174H168ZM3 173H4V175H3ZM97 173V174H96ZM124 173V174H123ZM159 173H161V175H159ZM163 173V174H162ZM165 173V174H164ZM2 174V175H1ZM7 176H6V175ZM18 174V175H17ZM75 174V175H74ZM100 174V175H99ZM103 174V175H102ZM108 174V175H107ZM113 174H115V175H113ZM117 174V175H116ZM122 174V175H121ZM147 174H149V175H147ZM151 174V175H150ZM16 176L17 175V177H15L14 178V180L12 179L14 176ZM71 175H73V176H71ZM119 175H120V178H119ZM126 175V176H125ZM143 175H145V177L143 176ZM165 175V176H164ZM167 175V176H166ZM4 176V177H3ZM99 176V177H98ZM103 176H105V177H103ZM115 176H117V177H115ZM125 176V177H124ZM153 176V177H152ZM74 177V178H73ZM101 177H103V178H105V179H103V178H101ZM138 177H142V178H138ZM147 177V180L145 179ZM150 177V178H149ZM98 178H100L101 180H103V181H101V180H99ZM117 178V180L115 181L114 179H116ZM1 179H3V180H1ZM18 179H19V181L20 182H17V183H19L20 184V186L18 185V184H16V181H18ZM72 179V180H71ZM112 179V180H111ZM120 181H119V180ZM145 179V180H144ZM261 179H262V177H261ZM16 180V181H15ZM68 180V181H67ZM70 180V181H69ZM77 181V183H76V181ZM111 180V181H110ZM141 180L142 181V184H143V186H142V184L140 185L139 183V181ZM5 181V182H4ZM15 181V184H13V182ZM119 181V182H118ZM9 182V184H6V183H8ZM70 182V183H69ZM74 182H75V184H74ZM148 182V183H147ZM154 182V183H153ZM158 184H157V183ZM263 182V179L261 180V183ZM2 183H4V184H2ZM67 183H69V184H67ZM78 183H79V186H78ZM101 183H102V185H101ZM109 183H111V184H109ZM146 183V184H145ZM77 184V185H76ZM114 184H117V185H115V187H114ZM139 184V185H138ZM148 184V185H147ZM153 184H156V185H153ZM12 185V186H11ZM14 185L15 186H17L19 189H17V188H15V189H17L16 190V192L15 191H13L14 190ZM103 185H104V187L106 188V185L108 186L107 187V189L109 188V187H112V191L110 190V188L108 189L109 191H110V193H111V196H110V193H109V191L107 190V189H105V188H102L103 187ZM136 185H138V186H140L139 188H137L138 186H136ZM145 185V186H144ZM150 185V186H149ZM7 186V187H6ZM10 186V187H9ZM119 188H118V187ZM142 186V187H141ZM147 186H149V187H147ZM13 187V189H11ZM52 187V188H51ZM54 187H55V189H54ZM69 187H71V188H69ZM73 187V188H72ZM145 187V188H144ZM154 187V188H153ZM76 188H78V189H76ZM126 189V190H123V189ZM147 188V189H146ZM262 188H264V183H262ZM53 189V190H52ZM129 190V192H128V190ZM144 191H143V190ZM158 189V190H157ZM6 190H8V193L7 192H5ZM9 190H11V192L9 191ZM55 190H57L56 192H58V194H56V192L54 193V191ZM71 190V191H70ZM77 190H78V192H77ZM118 190V191H117ZM120 190L123 192H120ZM132 190L134 191V192H132ZM135 190H137V191H135ZM151 190V191H150ZM157 190V191H156ZM264 190V189H263ZM13 191V192H12ZM105 191H107V192H105ZM116 191V192H115ZM146 191V192H145ZM159 191V192H158ZM15 192V193H14ZM77 192V193H76ZM81 192V193H80ZM113 192V193H112ZM127 192V193H126ZM133 193V195H131L130 193ZM136 192H137V194H136ZM143 192V193H142ZM151 192V193H150ZM10 193V194H9ZM19 193V194H18ZM69 193V194H68ZM75 193V194H74ZM106 193V194H105ZM7 194V195H6ZM71 194V195H70ZM108 194V195H107ZM117 194V195H116ZM125 194H126V196L127 197H129V199L130 200H128V198L125 196ZM128 194V195H127ZM130 194V195H129ZM135 194L137 195L136 197H135ZM138 194H139V196H141V197H139L138 196ZM148 195V197H147V195L146 196H144L143 197V195ZM154 196H153V195ZM10 195H11V197H10ZM14 195H19V197L17 198L16 196H13ZM56 195V196H55ZM71 197H70V196ZM75 195V196H74ZM80 198H78L77 196ZM81 195V196H80ZM116 195V197L114 198V196ZM83 196V197H82ZM108 196V197H107ZM123 196V197H122ZM124 196L126 197V198H124ZM152 197V199L153 198H155L154 199V201L156 200V199H158V200H156V202H157V204H156V206H155V204L153 203V200L151 199V197ZM233 196V195H232ZM70 197V198H69ZM75 199H74V198ZM110 197V198H109ZM133 197V199H131ZM150 197V198H149ZM157 197V198H156ZM17 198V200H15ZM69 198V199H68ZM72 198V199H71ZM84 198V202H83V200H81V199H83ZM112 198V199H111ZM113 198H114V201H112L113 200ZM117 198V199H116ZM147 198V199H146ZM5 199V200H4ZM77 199H78V201H77ZM111 199V200H110ZM116 199V200H115ZM136 199V200H135ZM148 199H149V201H148ZM19 200L21 201V202H19ZM73 200V201H72ZM146 202H145V201ZM152 200V201H151ZM60 201H62V203L60 202ZM70 201H72V202H70ZM77 201V202H76ZM263 201H264V197H263ZM9 202V203H8ZM110 202V203H109ZM145 202V203H144ZM148 202V203H147ZM155 202V203H156ZM4 203V204H3ZM7 203V204H6ZM20 203H22V204H20ZM62 205H61V204ZM73 203V204H72ZM75 203V204H74ZM81 204V206H84V207H81L80 206V204ZM107 203V204H106ZM109 203V204H108ZM131 203V204H130ZM152 203V204H151ZM1 204H3V205H1ZM77 204V205H76ZM84 204V205H83ZM141 204V205H140ZM146 204V205H145ZM17 205V206H16ZM70 205V206H69ZM77 206V208H76V206ZM133 205V206H132ZM137 205L140 207L141 206V209L139 208V207H137ZM7 206V207H6ZM62 206H64V210L61 208ZM70 207V209H68L69 207ZM129 206V207H128ZM131 206V207H130ZM136 208H135V207ZM160 205H158V207H159ZM237 206V207H236ZM13 207H15V208H13ZM23 207V208H22ZM75 207V208H74ZM124 207V208H123ZM155 209H154V208ZM17 208V209H16ZM21 208V209H20ZM83 210H82V209ZM85 208V209H84ZM128 208V209H127ZM133 208V209H132ZM138 208V210L140 209L141 211L140 212H142V213H138L137 212V209ZM147 208H149V209H147ZM151 208V209H150ZM155 210V212H154V210ZM157 208V209H156ZM58 209V210H57ZM63 211H62V210ZM75 210V211H73V212H71L70 213V211H72V210ZM79 209H80V211H79ZM132 209V210H131ZM135 209V210H134ZM161 209V210H160ZM69 211V212H67V211ZM76 210H77V212H76ZM85 210V211H84ZM126 210V211H125ZM128 210H130L129 212H131V213H133L134 214V216L132 215V214H130L129 212H128ZM147 211L148 210V213H150L151 211H153L149 216H148V213H147V216H145L144 215V211ZM156 210H158V211H156ZM160 210V211H159ZM81 211H82V215L83 216H85V217H82V215H81ZM136 211V212H135ZM59 212V213H58ZM68 214H67V213ZM79 212V213H78ZM85 212V213H84ZM128 212V213H127ZM157 212H159L160 214H158ZM12 213V212H11ZM53 213V214H52ZM58 213V214H57ZM63 213V214H62ZM67 214V216H66V214ZM70 213V214H69ZM75 213V215L73 216V214ZM125 213L127 214V215H125ZM8 214V215H7ZM137 214V215H136ZM139 214H141V215H139ZM6 215V216H5ZM19 215V216H18ZM55 215V216H54ZM72 215V216H71ZM77 215V216H76ZM124 215L126 216L125 218H124ZM129 215V216H128ZM131 215V216H130ZM154 216V218L155 219H158V220H155L153 217V220L156 222H154L153 220H151L152 218H151V216ZM156 215H158L161 219H159L158 218V216H156ZM4 216V217H3ZM8 216V217H7ZM80 216V217H79ZM7 217V218H6ZM9 217H10V219H9ZM17 217V218H16ZM56 217H58V218H56ZM65 217V218H64ZM69 217V218H68ZM81 220H79L78 218ZM140 217V218H139ZM149 219H148V218ZM5 218V219H4ZM20 218V219H19ZM55 218V219H54ZM67 218V219H66ZM75 218H77V219H75ZM7 219V220H6ZM14 219H16V220H14ZM59 219V220H58ZM66 219V220H65ZM121 219H123V220H121ZM132 219V220H131ZM136 219H138V221L136 220ZM146 221H145V220ZM5 220V221H4ZM8 220H10V221H8ZM20 220V221H19ZM56 220V221H55ZM74 220V221H73ZM79 220V221H78ZM85 220V221H84ZM130 222H129V221ZM134 220V221H133ZM135 220H136V222L137 223H135ZM142 220H143V222H142ZM147 220H149L150 221V223L149 222H147ZM160 220V221H159ZM8 221V222H7ZM17 221V222H16ZM55 221V222H54ZM69 221V224L67 223V222ZM77 221V222H76ZM120 221V222H119ZM121 221H122V224H121ZM139 221H141V224H140V222ZM3 222H4V224H6V225H4L3 224ZM6 222V223H5ZM58 222V223H57ZM133 222V223H132ZM145 222V223H144ZM154 222V223H153ZM161 222H163V225H162V223ZM165 222V223H164ZM8 223V224H7ZM10 223V224H9ZM56 223V224H55ZM60 223L62 224V223H64V224H62V225H60ZM72 223L74 224V225H72ZM79 223H81V224H78ZM135 223V225H130L129 226V224H134ZM139 223V224H138ZM144 223V224H143ZM147 223V224H146ZM149 223V224H148ZM167 223V224H166ZM180 223V222H179ZM247 223H248V229H250V227L252 228L253 227V219H250L249 221H247ZM18 224H20V225H18ZM57 226L56 228H55V226ZM66 224V225H65ZM71 224V225H70ZM154 224V225H153ZM161 224V225H160ZM174 224H175V226H174ZM177 224H178V222H177ZM244 224V223H243ZM8 225L10 226V227H8ZM53 225V226H52ZM64 225L66 226V228H67V230H65L66 228H64ZM141 225H144V227L143 226H141ZM159 225H160V227H159ZM171 225V227H173V229H171V227H169V226ZM14 226V227H13ZM36 226V227H35ZM60 226H63V228L61 227V229H60ZM67 226H69L70 228H68ZM72 226V227H71ZM86 226V227H85ZM138 226V228L137 229H139L140 230V228L142 229V230H137L136 229V227ZM5 227V228H4ZM11 227H13V228H11ZM80 227H81V229H80ZM84 227V228H83ZM127 227V228H126ZM129 227V228H128ZM135 227V228H134ZM146 227V228H145ZM149 227H150V229H149ZM156 227H159V229L158 228H156ZM162 227H163V230H162ZM165 227H167V229L166 230H173V231H166L165 230ZM126 228V231L124 230ZM134 228V229H133ZM156 228V229H155ZM9 231V233L10 234H8V231ZM32 229H33V231H32ZM34 229H35V231H34ZM69 229V230H68ZM76 229V230H75ZM83 229H85V231L83 230ZM128 229V230H127ZM136 229V230H135ZM158 229V230H157ZM4 230V231H3ZM7 231V233H5L6 231ZM16 230V231H15ZM65 231V232H62V231ZM79 230V231H78ZM86 230H88L87 232H86ZM132 230V231H131ZM134 230V231H133ZM145 230H147V231H145ZM150 230V231H149ZM157 231V233H159V231H161V233L162 234H165V235H163V238L168 242L169 240V242L167 243L166 241H164V239L162 238V234L161 233H159L158 235L161 237V238H159V237H157L158 235H156L157 233H156V231ZM165 230V231H164ZM28 231V232H27ZM67 231V232H66ZM73 231V232H72ZM76 231V232H75ZM125 231V232H124ZM128 231V232H127ZM138 233H137V232ZM17 232V233H16ZM86 232V233H85ZM154 232V233H153ZM164 232H166L168 235H166V233H164ZM169 232H173V234L174 233H176V234H174V235H170V233ZM28 233H29V235H28ZM42 234V235H39V234ZM69 233V234H68ZM112 233V234H111ZM124 233V235L125 234H127V235H125V237H124V235L122 236V234ZM129 233V234H128ZM137 233V234H136ZM5 234V235H4ZM7 234H8V236H7ZM26 234V235H25ZM30 234H31V237H30ZM32 234H34V236L32 235ZM38 234V235H37ZM44 234V235H43ZM66 234V238H65V235ZM75 236H74V235ZM92 234V235H91ZM99 235V237H98V235ZM102 234V235H101ZM109 234H111V235H108ZM131 234V235H130ZM136 234V235H135ZM153 234H154V236H153ZM252 234L253 233H251V239L254 241V244H255V246H257V244L255 243V239H254V236H252ZM27 235L30 237H27ZM86 235V236H85ZM95 235V237L96 238H92V236H94ZM97 235V236H96ZM103 235H104V237H103ZM109 237L108 239H107V236ZM115 235H117V236H115ZM150 235H152V236H150ZM25 236H26V238H25ZM46 236H47V238H46ZM68 236V237H67ZM100 236H101V241H100ZM106 236V237H105ZM111 236V237H110ZM127 236H130V237H134L133 239H132V243H133V247H132V245H130L131 243H129L128 241H130V238L129 237H127ZM137 236V237H136ZM145 236V237H144ZM149 236H150V240L148 239L149 238ZM169 236V237H168ZM174 236V237H173ZM6 237V238H5ZM9 237V238H8ZM40 239H39V238ZM121 237V238H120ZM152 237V238H151ZM157 237V238H156ZM184 237V238H183ZM209 237V236H208ZM4 238V239H3ZM36 238H38V239H36ZM71 238V239H70ZM73 238V239H72ZM103 238H104V240H103ZM106 238V239H105ZM110 238H111V240H110ZM181 238V239H180ZM191 238V239H190ZM194 238V239H193ZM210 238H213V237H209V240H208V238H207V242L208 241H214V238L211 240ZM8 239V240H7ZM27 239H28V242H29V245H28V242H24V241H27ZM85 241H84V240ZM115 239H117V240H115ZM123 239V240H122ZM138 239H139V241L140 242H137L138 241ZM158 239V240H157ZM173 239V240H172ZM186 239V240H185ZM189 239V240H188ZM47 240V241H46ZM48 240H50V242H48ZM70 240V241H69ZM71 240H72V244L70 245V243H71ZM75 240H78V241H75ZM94 240V241H93ZM102 240H103V242H102ZM105 240H107V241H105ZM109 240V241H108ZM113 240V241H112ZM137 240V241H136ZM143 240V241H142ZM144 240H148V242H145ZM161 240H162V242H161ZM176 240H177V242H176ZM199 240V241H198ZM248 240V241H247ZM2 241V242H1ZM4 241V242H3ZM8 241V242H7ZM14 241V242H13ZM34 241V242H33ZM38 241V242H37ZM80 241V242H79ZM99 241V242H98ZM150 241H154L153 243L152 242H150ZM190 241V242H189ZM199 242V243H196V242ZM31 242V243H30ZM47 242V243H46ZM67 244H66V243ZM70 242V243H69ZM82 242H83V244H82ZM107 242H108V244H107ZM117 242V243H116ZM124 242V243H123ZM135 242H136V244H135ZM143 242V243H142ZM171 242V243H170ZM173 242V243H172ZM182 242H184L185 243V246L186 247H184L183 248V243ZM195 242V243H194ZM24 243H26V244H24ZM39 245H38V244ZM101 243V244H100ZM109 243H111V244H109ZM114 243L116 244V245H114ZM129 243V244H128ZM147 243V244H146ZM167 245H166V244ZM203 244V248H201L202 247V244ZM32 244V245H31ZM50 244V245H49ZM75 244H78V245H75ZM85 244V245H84ZM86 244H87V246H86ZM124 244V245H123ZM138 244V245H137ZM141 244V245H140ZM144 244V245H143ZM165 245V247L168 249H166L165 247H164V245ZM189 244V245H188ZM191 244H193V245H191ZM195 244H196V246H195ZM20 245V246H19ZM25 245H28V246H25ZM33 245H35V247L33 246ZM46 245H47V247H46ZM66 245V246H65ZM74 245V246H73ZM98 245V246H97ZM109 245H110V247H109ZM127 245V246H126ZM130 246V248H129V246ZM151 245V246H150ZM169 245V246H168ZM171 245V246H170ZM174 245V246H173ZM177 245V246H176ZM180 245H182V247L179 246ZM2 246H4V247H2ZM6 246V247H5ZM12 248H11V247ZM37 246V247H36ZM49 246V247H48ZM68 246V247H67ZM103 246V247H102ZM105 246V247H104ZM126 246V247H125ZM136 246V247H135ZM147 246L149 247V248H147ZM163 246V248H161ZM176 246V250H175V247ZM13 247H15V248H13ZM25 247V248H24ZM30 247H32V248H30ZM52 247V248H51ZM67 247V248H66ZM71 247H73V248H71ZM79 247V248H78ZM123 247V248H122ZM137 247H141L142 249H140V250H142V251H140V250H138L139 248H137ZM151 247V248H150ZM153 247L155 248V249H153ZM171 247H173V248H171ZM178 247V248H177ZM190 247V248H189ZM205 247L207 248L206 249V251L204 250L205 249ZM18 248V249H17ZM21 248H24V250L23 249H21ZM29 248V249H28ZM34 248V249H33ZM36 248H37V250H36ZM77 248V249H76ZM82 250H81V249ZM84 248H86V249H84ZM109 248V249H108ZM129 249V251H128V249ZM135 249V250H133V249ZM145 248V249H144ZM148 250H147V249ZM182 248L184 249V251L186 252L187 250H188V248L190 249V250H188L186 253L182 250ZM187 248V249H186ZM194 248V249H193ZM200 248V249H199ZM15 249V250H14ZM17 249V250H16ZM65 249H67V250H65ZM79 249V250H78ZM115 249V250H114ZM132 249V250H131ZM152 249V250H151ZM162 249V250H161ZM166 249V251H169L170 249V254H168V255H170L171 256V259H169L170 258V256H168V258H167V253H169V252H166V251H164ZM174 249V250H173ZM177 249H179L178 251L179 252H181L180 251V249L182 250V252L183 253H179V254H176L178 251H177ZM198 249V250H197ZM19 250V251H18ZM22 250V251H21ZM25 250H28V251H25ZM76 250V251H75ZM84 250V251H83ZM87 250V251H86ZM89 250V251H88ZM119 250V251H118ZM123 250H125V251H123ZM160 250L163 252V254H162V252H160ZM195 250V251H194ZM203 250L205 251V252H203ZM34 251V252H33ZM40 251V252H39ZM75 251V252H74ZM78 251V252H77ZM91 251V252H90ZM97 251H98V253H97ZM123 251V253H121ZM134 253H133V252ZM171 251L172 252H174V254L173 253H171ZM194 251V254L195 255H191V254H193L192 252ZM27 252V253H26ZM32 254H31V253ZM42 252V254H40ZM65 253V256L63 255L64 253ZM70 252H71V254H70ZM104 252V253H103ZM130 252V253H129ZM136 252V253H135ZM143 252H144V255H143ZM148 252V253H147ZM156 252V253H155ZM166 253V259L164 258L165 256H164V254ZM200 252V253H199ZM203 252V253H202ZM210 252V253H209ZM212 252V253H211ZM216 252V253H215ZM21 253H23V254H21ZM28 253H30V254H28ZM75 253V254H74ZM80 253V254H79ZM86 253L88 254V255H86ZM103 253V254H102ZM118 253V254H117ZM142 253V254H141ZM197 253V254H196ZM208 253V254H207ZM121 254H123V256L121 255ZM128 254V255H127ZM131 254H133V255H131ZM135 254H137V256H135ZM139 254V255H138ZM153 254V255H152ZM187 254V255H186ZM205 254V255H204ZM216 254V255H215ZM247 256H246V255ZM67 255V256H66ZM76 256V258H75V256ZM79 255H81V257L79 256ZM85 255V256H84ZM99 255V256H98ZM156 255H158V256H156ZM160 255V256H159ZM202 255H203V258H202ZM215 255V256H214ZM219 255V256H218ZM239 255V256H238ZM26 256V257H25ZM37 256V257H36ZM46 256V257H45ZM96 258H95V257ZM127 257V259H126V257ZM132 256V257H131ZM143 256V257H142ZM155 256V257H154ZM176 256V257H175ZM197 256V257H196ZM218 256V257H217ZM235 256H236V258H235ZM37 259H36V258ZM45 257V258H44ZM66 257V258H65ZM70 257V258H69ZM75 258V260L74 259H72V258ZM91 257V258H90ZM100 257V258H99ZM121 257H123V258H121ZM125 257V258H124ZM129 257V258H128ZM163 257V258H162ZM203 259H201V258ZM205 257V258H204ZM210 259V260H208V258ZM39 258V259H38ZM44 258V259H43ZM48 260H47V259ZM65 258V259H64ZM69 258V259H68ZM106 258V259H105ZM131 258V259H130ZM142 258V259H141ZM207 258V259H206ZM235 258V259H234ZM239 258H242V259H239ZM47 261H46V260ZM78 259V260H77ZM80 259V260H79ZM90 260V261H86V260ZM96 259V260H95ZM102 259V260H101ZM137 259V260H136ZM148 259V260H147ZM205 259V260H204ZM214 259V260H213ZM238 261H237V260ZM43 260V261H42ZM83 260V261H82ZM107 260V261H106ZM121 260V261H120ZM128 260V261H127ZM131 262H130V261ZM139 260V261H138ZM181 262H180V261ZM184 260V261H183ZM201 260V261H200ZM242 260V261H241ZM255 260V261H254ZM49 261V262H48ZM96 262V263H94V262ZM116 261V262H115ZM119 261V262H118ZM127 261V262H126ZM149 261V262H148ZM168 261V262H167ZM174 261V262H173ZM178 261V262H177ZM187 261V262H186ZM204 261V263H200V262H203ZM207 261V262H206ZM34 262H36V263H34ZM38 262V263H37ZM42 262V263H41ZM48 262V263H47ZM86 262V263H85ZM107 262V263H106ZM121 262V263H120ZM232 262V263H231ZM240 262V263H239ZM244 264V263H243Z\"/></svg>",
	"mask_w": 264,
	"mask_h": 264
},
{
	"label": "bare ground",
	"instance_id": "2",
	"mask_svg": "<svg viewBox=\"0 0 264 264\" xmlns=\"http://www.w3.org/2000/svg\"><path fill=\"white\" fill-rule=\"evenodd\" d=\"M13 0H11V3H14V2H12ZM19 1V2H18ZM25 1V0H24ZM27 1V0H26ZM31 1V0H30ZM29 1V2H30ZM35 1V3H37V2H41V6H43V7H41V8H47L48 10H51V12L49 11V13H51L52 15H51V19H52V17L54 18V20H56V21H59V22H61V24L60 25H62L64 28H66L67 27V29H69V31H70V29H72L74 32H75V34L77 33V34H80V38L79 37H76L77 38V40L80 42V40H82L79 44H77L78 46H81L80 44L81 43H83V41H85L87 38H91V39H95V41H94V44L96 43V41L98 42H100V41H104L103 43V46H101L102 47V51L101 50H97L98 51V53L101 51L102 52V54L104 55L103 56V58L106 60V61H111L112 63H109V62H107L106 64H112V65H110L109 67L110 68H112V66L114 65V64H116V65H120V66H122V70L121 69H119L118 70V74L119 75H121L120 74V71H122L123 72V74H125L126 73V76H127V73H128V76L130 75V76H134V77H136L137 75V73H138V77H141V78H143L142 80V83L141 84H143V85H140L141 87L143 86V88H145L144 87V85L147 83L146 81H145V78L146 77H148V76H146V75H148L149 73H150V71H152V72H154V74H153V76H155V79H156V81H154L153 80V77L151 78V80L152 81H154L155 82V84L156 83H159L160 85H161V87H162V89L163 90H169V92H170V94L172 93V96H170V97H176V98H178L179 99V103H182L181 105L180 104H178V102H177V104H178V108L180 109L179 111L181 112V113H183V114H179L180 112H175V111H178V108L177 109H174L175 108V106L176 105H172L174 108H172V106H171V102H169V101H171L170 99H172V98H170L168 95H170L167 91V93H168V97H169V100L166 98V100H168V103H170V104H168L169 106H167V107H169L168 109H174L173 111L175 112V113H178V116L179 115H184V113H185V115L184 116H186V115H188L189 117L191 116L192 117V115H193V113H194V115H193V118H194V116H195V112H197V111H195L194 110V107H196L195 106V104H196V102H194V99L192 98V96L191 97H188V96H186V93H185V90H186V88L184 89V84L182 83V82H184V80L182 81L181 79H179L178 81H176L177 80V77H176V75L179 73H175V69H178L179 71L181 70V69H179V67H177L178 66V62L177 61H180L182 58H181V56H183V54L181 53L180 54V52H182L181 50V43H183L184 44V47H185V49L188 51V52H195V53H197V55H198V57H199V59L201 60V62H202V68H201V73L202 74H207L206 73V71L207 70H209V68H208V58H210V57H208L210 54H209V52H208V47L206 46L207 44H205L206 43V40L204 41V38H203V36L201 35V34H199V32H200V30H199V32L197 33L196 32V29L195 28H193L192 27V20H191V18H190V13L188 12V6L190 7V9L193 11V13L195 14V16L197 17L196 19H198V23L201 25V28L203 29V33L205 34V37L207 38V40H209L214 46L216 45V47L218 46L219 48L221 47L223 50L222 51H224L225 52V54H226V56H227V59L229 60V61H227V62H232V63H229L230 65H235L236 66V71H243V73H244V75L247 77V80H249V82H248V84H249V90L251 91H249L250 92V96H252V98H253V100H254V105H252L254 108V115H255V121H254V128H255V132H256V134H257V136H258V139H259V142H260V149H261V153H262V162H261V167H262V179H263V182L262 183H264V0H187V1H185V0H34ZM34 1H32V2H34ZM6 2V1H5ZM4 2V3H5ZM17 7L20 5L19 3H20V0H17ZM32 2H31V4H32ZM1 3H2V1H1ZM4 3H3V5H4ZM7 3H8V1H7ZM6 4V3H5ZM10 4V3H9ZM9 4H7L8 6H9ZM15 4V3H14ZM13 4V5H14ZM19 4V5H18ZM24 4V3H23ZM31 4H30V6H31ZM43 4V5H42ZM125 4H126V6H129V7H127V8H124L125 7ZM7 5H5V6H7ZM16 5V4H15ZM22 5V4H21ZM25 5V4H24ZM23 5V6H24ZM33 5L34 6H31V9L30 8H28L27 7V5H25L28 9H30V11L31 10H33V7H35L34 8V10L36 9V8H38L39 7V4H38V7H36L37 5L36 4H34L33 3ZM0 6H2L1 4H0ZM10 6H12V5H10ZM28 6H29V4H28ZM15 8H16V6H14ZM13 7V8H14ZM21 7V6H20ZM1 8H3V7H1ZM10 8H12V7H7V9H10ZM12 8V9H13ZM3 9H5V8H3ZM6 9V10H7ZM16 9H18V8H16ZM21 9V8H20ZM26 9V8H25ZM24 9V10H25ZM40 9V8H39ZM47 9H46V12H47ZM6 10H4V11H6ZM33 10V11H34ZM41 10V9H40ZM0 11H2V10H0ZM12 10L10 9V12H11ZM17 11V10H16ZM29 11V10H28ZM33 11L30 13L31 15L30 16H32V15H34L33 14ZM44 11V10H43ZM43 11H41V13L43 12ZM3 12V11H2ZM6 12H9V10L8 11H6ZM5 12V13H6ZM9 12V13H10ZM14 13H15V11H13ZM24 12V11H23ZM25 12H27V9H26V11ZM122 12H124V13H126V15L123 13V15H125V16H127V17H123V19L121 18V16L120 15H122V14H120V13H122ZM4 13V12H3ZM19 13H20V11H19ZM29 13V12H28ZM43 13H45V12H43ZM43 13L41 14V16L43 15ZM131 13H133L134 14V16H132L133 14H131ZM21 14V13H20ZM46 14H48V13H46ZM131 14V15H130ZM4 15V14H3ZM10 15H11V13H10ZM12 15H13V13H12ZM17 15H18V12H17ZM17 15H15L16 17H17ZM22 15V14H21ZM24 15H26V13H24ZM27 15H29V14H27ZM27 15H26V17H27ZM37 15H39V14H37ZM37 15H36V17L35 16H33V17H35V18H31V21H29V20H27V21H29V22H31V24H32V22L34 21V19H36V18H41V16L40 17H37ZM132 16V18L130 17V16ZM0 16H2V15H0ZM4 16H6V15H4ZM8 16V15H7ZM47 16V15H46ZM49 16V15H48ZM47 16V17H48ZM9 17V16H8ZM13 17V16H12ZM11 17V18H12ZM15 17V18H16ZM21 17V16H20ZM22 17H23V15H22ZM21 17V19L22 20H24L23 18ZM25 17V18H26ZM129 17V18H128ZM4 18V17H3ZM6 18V17H5ZM10 18V19H11ZM14 18V17H13ZM15 18H14V20H15ZM50 18H48V19H50ZM9 19V18H8ZM32 19H33V21H32ZM42 19L43 18H41V21H42ZM44 19H46V18H44ZM51 19H50V21H51ZM1 20L3 21L4 19H2L1 18ZM12 20V19H11ZM38 19H36V21H37ZM40 20V19H39ZM5 21H7V19H5ZM8 21H10V20H8ZM7 21V22H8ZM21 21V20H20ZM46 21V20H45ZM44 20H43V22L44 23H46ZM19 22V21H18ZM28 22V23H29ZM35 22V21H34ZM49 22V21H48ZM47 22V23H48ZM0 23H1V21H0ZM5 23V22H4ZM4 23H1V24H4ZM9 24H10V22H8ZM13 25H14V23L13 22H11ZM15 23H17V22H15ZM28 23H26V24H28ZM39 24V21H38V23L36 24V26H33V28L32 27H30V30L29 31H33L32 29H35V31H37V33H39V34H36V32L34 33V34H36L37 36H39L40 34H42V35H50V34H52V33H50V31H48L47 30V28H48V26H46L45 24ZM51 23V22H50ZM54 23L56 24V22L54 21ZM0 24V26H3V25H1ZM20 24V29H23V21H22V23H19ZM25 24V22H24V31H25V27L27 26ZM30 24V26H32ZM52 24V23H51ZM5 25V24H4ZM11 25V24H10ZM9 25V26H10ZM54 25V24H53ZM58 25H59V23H58ZM19 26V25H18ZM52 26V25H51ZM55 26H57V25H55ZM54 26V27H55ZM28 27V26H27ZM47 27V28H46ZM4 28V27H3ZM10 28H11V26L9 27V29L8 30H10ZM32 28V29H31ZM53 28V27H52ZM57 28H58V26H57ZM28 28H26V30H27ZM61 30V29H60ZM72 30L70 31V32H72ZM0 31H1V33L3 32L2 31V29H0ZM13 31H14V29H13ZM12 31V29L10 30V32H13ZM23 31V32H24ZM28 31V32H29ZM6 32V31H5ZM9 32V31H8ZM17 32H19V30L18 31H16V33ZM55 32V31H54ZM57 32V31H56ZM69 32V33H70ZM20 33V32H19ZM19 33H18V35H19ZM24 33H26V32H24ZM9 34V33H8ZM21 34V33H20ZM23 34V33H22ZM32 34V33H31ZM30 34V35H31ZM58 34V33H57ZM64 34V33H63ZM62 34V35H63ZM72 34H74L73 32H72ZM76 34V35H77ZM4 35H6V34H4ZM26 35V34H25ZM55 35V34H54ZM65 35V34H64ZM86 35V38H85V40H84V36ZM12 36V35H11ZM33 36V35H32ZM31 36V37H32ZM41 36V35H40ZM56 36V35H55ZM0 37H2V36H0ZM4 37V36H3ZM9 37V36H8ZM15 37H16V34H15ZM14 37V38H15ZM21 37V36H20ZM61 37V36H60ZM66 37H68V35L66 36ZM28 38V37H27ZM38 38V37H37ZM43 37H41V39H42ZM45 38V37H44ZM46 38H48V36L46 37ZM58 38V37H57ZM62 38V37H61ZM68 38H70V37H68ZM73 38H74V36H73ZM79 38V39H78ZM8 39V38H7ZM11 39V38H10ZM21 39H22V37H21ZM30 39V38H29ZM34 39V38H33ZM40 39V40H41ZM50 39V38H49ZM9 40V39H8ZM19 40V39H18ZM17 40V41H18ZM25 40V39H24ZM59 40H60V38H59ZM3 41V40H2ZM1 41V42H2ZM21 41H23V40H21ZM27 41H29V40H27ZM38 41H39V38H38ZM46 41V40H45ZM48 41H50V40H47V42ZM57 41H58V39H57ZM62 41V40H61ZM76 41V40H75ZM88 41V40H87ZM91 41V40H90ZM89 41V42H90ZM93 41V40H92ZM16 42V41H15ZM25 42V41H24ZM24 42H22V44H24ZM42 42V41H41ZM55 42V41H54ZM69 42V41H68ZM98 42V43H99ZM6 43V42H5ZM4 43V44H5ZM30 43V42H29ZM28 43V44H29ZM35 43V42H34ZM45 43V42H44ZM43 43V44H44ZM60 43V42H59ZM74 43V45H76V43L75 42H73ZM85 43V44H84ZM83 44H82V46L83 45H85L86 46V42H84ZM3 43H2V45H4ZM18 44H19V42H18ZM21 44V45H22ZM31 44H33V43H31ZM37 44V43H36ZM48 44H51V43H48ZM48 44H46L45 43V45H48ZM56 44H58V43H56ZM65 44V43H64ZM67 44H70V43H67ZM90 44V43H89ZM93 44V45H94ZM100 44V43H99ZM101 44H102V42H101ZM100 44V45H101ZM13 45H14V42H13ZM12 45V46H13ZM27 45V44H26ZM40 45H41V43H40ZM45 45H43V47L42 48H44V46ZM61 46L63 45V44H60ZM59 45V46H60ZM73 45V44H72ZM73 45V46H74ZM77 45H76V48H77ZM92 45V44H91ZM91 45H89V46H91ZM92 45V46H93ZM15 46V45H14ZM13 46V47H14ZM25 46V45H24ZM24 46H22V47H24ZM28 46V45H27ZM27 46L25 47V49L27 48ZM34 46V45H33ZM56 46V45H55ZM55 46L53 47V49L55 48ZM66 46V45H65ZM85 46H83V47H85ZM89 46H88V48H89ZM96 48L97 47H99L100 48V46L98 45L97 46V43H96V45H94ZM12 47V48H13ZM29 47V46H28ZM39 46H36L35 48H38ZM46 47V46H45ZM49 47V46H48ZM72 47V46H71ZM215 47V48H216ZM2 48H4V47H2ZM9 48V47H8ZM11 48V47H10ZM30 48H31V46H30ZM41 48V47H40ZM52 48V46L50 45V49ZM56 48H57V46H56ZM59 48V47H58ZM70 48V47H69ZM75 48V49H76ZM79 48H81V47H79ZM79 48H77V49H79ZM95 48V49H96ZM218 48V49H219ZM23 49V48H22ZM22 49H21V52H22ZM29 49V48H28ZM27 49V50H28ZM39 49V48H38ZM46 50H47V47L45 48ZM44 49V50H45ZM53 49H51V52L49 51V50H47V52L49 51V53H51L52 54V50ZM60 49V48H59ZM71 49V48H70ZM74 49V50H75ZM84 48H82V50H83ZM90 49V48H89ZM88 49V50H89ZM4 50H6V49H4ZM35 50V49H34ZM39 50H43V49H39ZM38 50V51H39ZM61 50V49H60ZM68 50V49H67ZM72 50H73V48H72ZM73 50V51H74ZM80 51H81V49H79ZM85 50V49H84ZM92 50H94L93 48H92ZM91 50V51H92ZM220 50V49H219ZM20 51V50H19ZM29 51H31L30 49H29ZM54 51V50H53ZM69 51H71V50H69ZM79 51V52H80ZM90 51V50H89ZM96 51V50H95ZM97 51H96V53L95 54H98L97 53ZM6 52V51H5ZM7 52H11V51H7ZM14 52V51H13ZM15 52H16V50H15ZM21 52H19L20 54H21ZM24 52V51H23ZM22 52V53H23ZM47 52H46V54H47ZM54 52H56L57 53V50L56 51H54ZM53 52V53H54ZM59 52V51H58ZM82 52V51H81ZM84 52V51H83ZM85 52H88V51H85ZM94 52V51H93ZM100 52V53H101ZM16 53H18V51L16 52ZM43 53V52H42ZM45 53V52H44ZM48 53V54H49ZM71 53H73V52H71ZM77 53V52H76ZM7 54V53H6ZM13 54V53H12ZM11 54V55H12ZM47 54V55H48ZM55 54V53H54ZM53 54V55H54ZM59 54V53H58ZM85 53H83V55H84ZM187 54V53H186ZM194 54V53H193ZM0 55H2V54H0ZM4 55V54H3ZM16 55V54H15ZM14 55V57H17V56H15ZM38 55V54H37ZM42 55V54H41ZM57 55V54H56ZM63 55V54H62ZM64 55H66V54H64ZM69 55V54H68ZM77 55V54H76ZM76 55H75V58H74V60L76 59ZM80 55V54H79ZM78 55V56H79ZM82 55V56H83ZM181 55V56H180ZM188 55V54H187ZM195 56L194 57H196V59H197V56H196V54H194ZM5 56V55H4ZM19 56V55H18ZM44 55H42V56H40V57H43ZM55 56V55H54ZM67 56V55H66ZM65 56V57H66ZM74 56V55H73ZM72 56V57H73ZM87 56H89V54L87 55ZM92 56V55H91ZM100 57L102 56L101 54L99 55ZM189 56V55H188ZM210 56H212V55H210ZM3 57V56H2ZM7 57V56H6ZM9 57V56H8ZM52 57V56H51ZM57 57V56H56ZM58 57H61L60 55L58 56ZM64 57V59H66ZM71 57V58H72ZM86 57V56H85ZM96 57V56H95ZM10 58V57H9ZM9 58H7V59H9ZM25 58H26V55H25ZM30 58V57H29ZM28 58V59H29ZM31 58H34L33 56L31 57ZM39 58V57H38ZM46 58V59H45ZM45 60L43 61V63L42 64H44L45 62H46V64L49 62V60H47V56H45ZM53 58V57H52ZM70 58V59H71ZM88 57H86V59H87ZM92 58V57H91ZM98 58V57H97ZM103 58H101V59H103ZM174 58V59H173ZM186 58H187V56H186ZM2 59V58H1ZM7 59H5V61L7 60ZM17 59H21V57L19 58H17ZM22 59H24V58H22ZM35 59V58H34ZM54 59V58H53ZM61 59H63V57L61 58ZM81 58H78L77 59V61H79ZM82 59H83V57H82ZM90 59V58H89ZM188 59V58H187ZM211 59H212V57H211ZM15 60H16V58H15ZM56 60V59H55ZM55 60H50V62L52 61L53 63H54V66L53 67H51V65H50V67L52 68V71H51V74H52V72L53 71H55L56 69V67H55ZM57 60H59V59H57ZM69 60V59H68ZM94 60H95V58H94ZM93 60V61H94ZM184 60H185V58H184ZM198 60V59H197ZM4 61V60H3ZM21 61V60H20ZM32 61V60H31ZM35 61V60H34ZM34 61H32V62H34ZM48 61V62H47ZM87 60H85V62H86ZM99 61H102V60H99ZM98 61V62H99ZM105 61V62H106ZM210 61V60H209ZM2 62V61H1ZM0 62V63H1ZM11 62H12V60H11ZM10 62V63H11ZM18 62V61H17ZM23 62V61H22ZM24 62H26V61H24ZM32 62H30L29 64L31 65V63ZM62 62V61H61ZM64 62V61H63ZM66 62V64H67V60L65 61ZM68 62H71L70 64H76L74 61H68ZM73 62V63H72ZM184 62V63H183ZM181 61V65L183 64H185V61ZM200 62V61H199ZM10 63H8L7 65H10ZM14 63V62H13ZM35 63V62H34ZM33 63V64H34ZM37 63V62H36ZM80 63V62H79ZM79 63H77V65L79 64ZM82 63V62H81ZM81 63H80V65H81ZM89 63H92V62H89ZM88 63V61H87V63L86 64H89ZM102 63H104V61H102L101 62V64ZM155 63V66L154 67H151V65H153V64ZM15 64V63H14ZM24 64V63H23ZM29 64H27V65H29ZM46 64H45V67H46ZM51 64V63H50ZM57 64H60V63H57ZM56 64V65H57ZM63 66L64 65H66L65 63L63 64V63H61ZM83 64V63H82ZM99 64V63H98ZM100 64V65H101ZM106 64H104V65H106ZM177 64V65H176ZM6 65V64H5ZM18 65H19V63H18ZM18 65L17 66H15V67H18ZM62 65H60V67H63ZM68 66H69V64H67ZM66 65V67H68ZM72 65H70L69 67L71 68V66ZM92 65H94V63L92 64ZM96 65V64H95ZM108 65H106V69H107V67H108ZM12 66V65H11ZM14 66V65H13ZM12 66V67H13ZM19 66H21V65H19ZM23 66V65H22ZM49 66V63H48V65H47V67ZM84 67H85V64L83 65ZM82 66V67H83ZM97 66V65H96ZM99 66V65H98ZM102 66H103V64H102ZM179 66H180V63H179ZM0 67H2V66H0ZM9 67V66H8ZM65 67V66H64ZM65 67V68H66ZM77 67L78 66H76V68L75 69H77ZM82 67H80V69L79 70H81L82 69ZM88 67H90V64H89V66ZM87 67V68H88ZM92 67V66H91ZM95 67V66H94ZM103 67H105V66H103ZM114 67V66H113ZM195 67V66H194ZM232 67H234V66H232ZM3 68V67H2ZM10 68V67H9ZM39 68V67H38ZM42 68H44V65L42 66ZM55 70H54V69ZM57 68L59 69V67H58V65H57ZM98 68V67H97ZM100 68V67H99ZM121 68V67H120ZM184 68H186V67H184ZM235 68V67H234ZM3 69H6V68H3ZM2 69V70H3ZM18 69V68H17ZM27 68H25V70H26ZM30 69V68H29ZM41 69V68H40ZM45 69V70H44ZM44 69H42V70H44V71H46V69L47 68H44ZM62 69V71H63V69L64 68H61ZM72 69H74L73 67H72ZM71 69V71L73 72V70ZM90 69V68H89ZM95 69V68H94ZM109 69V68H108ZM107 69V70H108ZM113 69V68H112ZM118 69V68H117ZM117 69L115 70V72L117 71ZM220 69V68H219ZM21 70H24V69H21ZM36 70V69H35ZM42 70H39V71H42ZM49 70H51V69H49ZM48 70V71H49ZM67 70H69V68L67 69ZM66 70V71H67ZM78 70V69H77ZM96 70H101V69H95V71ZM103 70H105V69H103L102 68V73H103V75H104V72H103ZM124 70V71H123ZM149 70V71H148ZM235 70V69H234ZM6 71H7V69H6ZM9 71V70H8ZM11 71H12V69H11ZM13 71H15V70H13ZM38 71V70H37ZM44 71H42V72H44ZM70 71V72H71ZM75 71V70H74ZM113 71H114V69H113ZM182 71V70H181ZM185 71V70H184ZM189 71V70H188ZM4 72V71H3ZM20 72V71H19ZM23 72V71H22ZM24 72H26L27 74H29L27 71H24ZM23 72V73H24ZM30 72V71H29ZM50 72V71H49ZM56 72V71H55ZM54 72V73H55ZM58 72V71H57ZM69 72V73H70ZM76 72V71H75ZM87 72H88V70H87ZM91 71H89L88 73H90ZM96 72H99V71H96ZM95 72V73H96ZM112 71H110V73H111ZM125 72V73H124ZM149 72V73H148ZM234 72V71H233ZM7 73V72H6ZM9 73V72H8ZM11 73V72H10ZM15 73V72H14ZM31 73V72H30ZM33 73V77H35V76H39V75H37V74H39L38 72H37V74H36V72L34 73V72H32ZM46 73H48L47 71H46ZM45 73V74H46ZM60 73H61V71H60ZM69 73H66V74H69ZM79 73V72H78ZM94 73V71H93V68H92V74ZM113 73V72H112ZM136 73V74H135ZM148 73V74H147ZM151 73L149 74V78H150V75H151ZM181 73V72H180ZM187 74H188V72H186ZM239 73V72H238ZM241 73V72H240ZM243 73H242V75H243ZM21 74V73H20ZM25 74V73H24ZM34 74H36L35 76H34ZM42 73H40V75H41ZM64 74H65V71H64ZM80 74V73H79ZM105 74H109V72L107 73V71H106V73ZM132 74H135V75H132ZM237 74V73H236ZM19 75V74H18ZM18 75H17V77H18ZM26 75V74H25ZM24 75V76H25ZM43 75H44V73H43ZM62 76L61 77H64V75L63 74H61ZM94 75V74H93ZM98 75V74H97ZM100 75V74H99ZM102 75V76H103ZM110 75V74H109ZM118 75V76H119ZM0 76H1V73H0ZM6 76V75H5ZM9 76H11V75H9ZM16 76V75H15ZM20 76H22V75H20ZM27 76V75H26ZM29 76H31V75H29ZM49 76H50V74H49ZM55 76H56V74H55ZM71 76V75H70ZM76 76V75H75ZM77 76H80L81 77V75H78L77 74ZM90 76H92V75H90ZM105 76V75H104ZM113 76H114V73H113ZM117 76V75H116ZM117 76V77H118ZM126 76H125V78H126ZM129 76V77H130ZM180 76L181 75H179V77L178 78H180ZM189 76V75H188ZM187 76V77H188ZM206 77H207V75H205ZM12 77H14V75L12 76ZM16 77V78H17ZM54 77V76H53ZM60 77V78H61ZM67 77H69L68 75L66 76V78ZM87 77H89V76H87ZM93 77V76H92ZM119 77H122V76H119ZM118 77V78H119ZM134 77H133V79H134ZM175 77H176V79H175ZM186 77V76H185ZM186 77V78H187ZM216 77H218V76H215L214 78H216ZM239 77H240V75H239ZM28 78V77H27ZM32 78V77H31ZM30 78V79H31ZM65 78V79H66ZM71 78H73V76L71 77ZM75 78V77H74ZM73 78V79H74ZM97 78V77H96ZM112 78V77H111ZM116 78V77H115ZM125 78H122V80L123 79H125ZM214 78L212 77V79L214 80ZM6 79V78H5ZM12 79V78H11ZM25 79V78H24ZM38 79V78H37ZM43 79V78H42ZM54 79H56V78H54ZM59 78H57V80H58ZM63 79V78H62ZM62 79H60V80H62ZM79 79V78H78ZM82 79V78H81ZM85 79V78H84ZM94 79H95V77H94ZM98 79H100V78H98ZM97 79V80H98ZM103 80L104 79H106V78H102ZM120 79V78H119ZM127 79V78H126ZM129 79V78H128ZM130 79H131V77H130ZM138 80L140 79V78H137ZM136 79V80H137ZM209 79H211V78H207L206 80H209ZM3 80V79H2ZM16 81L15 82H17V79H15ZM27 80V79H26ZM32 80V79H31ZM36 80V79H35ZM34 80V81H35ZM40 80V79H39ZM72 80V79H71ZM70 80V81H71ZM107 80H108V78H107ZM106 80V81H107ZM110 80V79H109ZM108 80V81H109ZM112 80V79H111ZM114 80V79H113ZM112 80V81H113ZM137 80V81H138ZM147 80V79H146ZM149 80L150 79H148L147 81H148V83L150 84V82H149ZM196 80V79H195ZM0 81H1V79H0ZM7 81V80H6ZM29 81V80H28ZM33 81V82H34ZM66 81H67V79H66ZM69 81V80H68ZM74 81H75V79H74ZM78 81V80H77ZM86 81V80H85ZM95 81V80H94ZM100 81V80H99ZM111 81V82H112ZM115 81V80H114ZM118 81V80H117ZM121 81V80H120ZM131 81V80H130ZM136 81V82H137ZM151 81V82H152ZM178 82V83H176V82ZM3 82H5L4 80H3ZM9 82H10V80H9ZM25 82V81H24ZM30 82V81H29ZM32 82V83H33ZM61 82V81H60ZM62 82H64V81H62ZM102 82V81H101ZM119 82V81H118ZM143 82H145V83H143ZM205 82V81H204ZM209 82H210V80H209ZM208 82V83H209ZM212 82V81H211ZM6 83H8V82H6ZM26 83V82H25ZM25 83H23V85L25 84ZM28 83V82H27ZM40 83H42V82H40ZM82 83H84L83 81H82ZM116 83V82H115ZM121 83H123V81H121ZM129 83H131V82H129ZM128 83V84H129ZM134 83V82H133ZM132 83V84H133ZM147 83V84H148ZM176 83V84H175ZM11 84H12V81H11ZM16 84V83H15ZM31 84V83H30ZM35 84V83H34ZM36 84H37V82H36ZM68 84V83H67ZM66 84V85H67ZM108 83L106 82V85H107ZM127 84V85H128ZM146 84V85H147ZM151 84H153V87L155 88V85H154V83H151ZM186 84H188L187 82H185V85ZM198 84V83H197ZM199 84H201V83H199ZM204 84H206V86H207V81L204 83ZM247 84V85H248ZM7 85V84H6ZM29 85V84H28ZM66 85H65V88H66ZM85 85H88V84H85ZM98 85V84H97ZM105 85V84H104ZM103 85V86H104ZM112 85V84H111ZM111 85H110V87H111ZM130 85V84H129ZM134 85V84H133ZM157 85V84H156ZM1 86V85H0ZM5 86V85H4ZM39 86H40V84H39ZM43 86V85H42ZM69 86V85H68ZM83 86V85H82ZM82 86H81V88H82ZM90 86V85H89ZM99 86V85H98ZM113 86V85H112ZM118 86H120V85H118ZM124 86H125V84H124ZM136 86H138V85H136ZM149 87H150V85H148ZM147 86V87H148ZM159 86V85H158ZM189 86V85H188ZM203 87H204V85H202ZM202 86L200 87L201 89H202ZM3 87V86H2ZM6 87V86H5ZM9 87V86H8ZM13 87V86H12ZM33 87H34V85H33ZM84 87V86H83ZM86 87V86H85ZM88 87V86H87ZM87 87L85 88V89H87ZM94 87V86H93ZM106 87V86H105ZM113 87H116V85L115 86H113ZM132 87V86H131ZM130 87V88H131ZM139 87V86H138ZM146 87V88H147ZM148 87V88H149ZM153 87H150L149 89H151V88H153ZM160 87V88H161ZM191 87H193L192 86V84H191V86H190V88ZM196 87V86H195ZM7 88V87H6ZM11 88V87H10ZM9 88V90H11ZM24 88H26V87H24ZM28 89L30 88V87H27ZM42 88V87H41ZM96 88H98V87H96ZM99 88H101V86L99 87ZM104 88V87H103ZM108 88V87H107ZM135 88V87H134ZM134 88H132V89H134ZM160 88H158L157 86H156V91H157V93L159 92L160 93ZM188 88V87H187ZM199 88V89H200ZM251 88V89H250ZM37 89H38V87H37ZM45 89V88H44ZM85 89H84V91H85ZM88 89H89V87H88ZM94 89V88H93ZM92 89V90H93ZM110 89V88H109ZM108 89V90H109ZM128 89V88H127ZM170 89H171V91H170ZM194 89V88H193ZM8 90V89H7ZM59 90V89H58ZM65 90V89H64ZM63 90V91H64ZM67 90V89H66ZM98 90V89H97ZM138 90H140L139 88H138ZM146 90V89H145ZM144 90V91H145ZM152 90V89H151ZM163 90H161V94H163V93H165V92H163L162 93V91ZM194 90H196V89H194ZM225 90V89H224ZM44 91H46V90H44ZM59 91H61V89L59 90ZM80 91V90H79ZM88 92H90L89 90H87ZM94 91V90H93ZM92 91V92H93ZM130 91H131V89H130ZM133 91V90H132ZM131 91V92H132ZM141 91V90H140ZM139 91V93H142V91L140 92ZM153 91V93L155 92L154 90H152ZM187 91V90H186ZM191 91V90H190ZM198 91V90H197ZM26 93H27V91H25ZM30 92V91H29ZM31 92H32V89H31ZM55 92H57V89L55 90ZM54 92V93H55ZM74 92L75 91H73V94H74ZM81 92V91H80ZM110 92V91H109ZM114 91H112V93H113ZM116 92V91H115ZM130 92V93H131ZM137 92V91H136ZM146 92H148V91H146ZM145 92V93H146ZM189 92V91H188ZM200 92V91H199ZM225 92V91H224ZM4 93V92H3ZM24 93V92H23ZM26 93H25V95H26ZM33 93H34V91H33ZM45 93V92H44ZM60 93V92H59ZM63 93V92H62ZM65 93V92H64ZM67 93H68V91H67ZM71 93V92H70ZM69 93V94H70ZM84 93V92H83ZM82 93V94H83ZM87 93V92H86ZM111 93V92H110ZM149 93V92H148ZM147 93V94H148ZM152 93V94H153ZM156 94V93H154V97L152 96V95H150V96H152V98H154V103H155V100L157 99V101H156V103H158L161 99L163 100V97H166V96H164V94L162 95L163 97L162 98H160L161 96H158V95H161V94ZM185 95H184V94ZM192 93V95H194L195 96V99H198L199 98V96H198V92H191ZM194 93V94H193ZM5 94V93H4ZM7 94V93H6ZM32 94V93H31ZM38 94V93H37ZM41 94V93H40ZM39 94V95H40ZM68 94V95H69ZM91 94V93H90ZM128 94V93H127ZM138 94V93H137ZM151 94V93H150ZM201 94V93H200ZM0 95L2 96V93H0ZM24 95V94H23ZM22 95V96H23ZM28 95H29V93H28ZM33 95V94H32ZM43 95V94H42ZM55 95H56V93H55ZM54 95V96H55ZM63 95V94H62ZM61 95V96H62ZM76 95V94H75ZM75 95H73V96H75ZM80 93H79V98H80ZM85 95V94H84ZM92 95V94H91ZM109 96H110V94H108ZM107 95V96H108ZM120 95V94H119ZM126 95V94H125ZM131 95V94H130ZM190 95V94H189ZM202 95V94H201ZM228 95V94H227ZM6 96H9V95H6ZM5 96V97H6ZM30 96V95H29ZM28 96V97H29ZM41 96V95H40ZM40 96H39V100H40ZM57 96V98H58V96L59 95H56ZM70 96V95H69ZM69 96H68V99H69ZM83 96V95H82ZM108 96V97H109ZM112 96V95H111ZM129 96V95H128ZM127 95H126V97L125 98H127L128 97ZM140 96V95H139ZM142 96H143V94H142ZM149 96V97H150ZM156 96H158V98L156 97ZM225 96V97H224ZM222 98L220 97H217V98H219V99H217V100H220V99H222L221 100V102L219 101V103H217L218 101H215L214 99H212V102L213 101H215V105L216 104H218V106H215V107H217V108H215L214 107V102L212 103L213 105H211L210 103V101L211 100H207L208 101V104L209 105H211V106H213L215 109H212V110H215L213 113H216V112H218V110L216 111V109H218L219 107L221 108V110H219L220 112L221 111H223V110H226V111H231V104H230V101H229V99H228V97H231V95L230 96H228L227 98H226V95H224ZM25 97V96H24ZM50 97H51V95H50ZM52 97H53V95H52ZM88 97H90V96H88ZM93 97V96H92ZM100 97V96H99ZM124 97V96H123ZM132 97V95L129 97V98H131ZM134 97H135V95H134ZM148 97V96H147ZM3 100H4V98L3 97H1ZM7 98H9V97H7ZM6 98V99H7ZM20 98V97H19ZM38 98V97H37ZM61 98V97H60ZM64 99H65V96L63 97ZM78 98V99H79ZM83 98V97H82ZM91 98V97H90ZM95 98V97H94ZM101 98H103V97H101ZM114 98H116V100H117V97H114ZM113 98V99H114ZM129 98H127L128 100H129ZM133 98V97H132ZM141 99L143 98V97H140ZM146 98V97H145ZM156 98V99H155ZM159 98H160V100H159ZM251 98V99H252ZM5 99V100H6ZM55 99V98H54ZM53 99V100H54ZM71 99H73V98H71ZM81 99V98H80ZM79 99V100H80ZM88 99V98H87ZM86 99V101H88ZM105 99H107L106 97H105ZM110 99V98H109ZM121 99V98H120ZM135 99H136V97H135ZM139 99V98H138ZM140 99V100H141ZM147 99V98H146ZM12 100V99H11ZM28 100H30V99H28ZM36 100V99H35ZM60 101V99H57V101L56 102H59ZM76 100V99H75ZM75 100L73 101V102H75ZM82 100V99H81ZM93 100V99H92ZM95 100V99H94ZM94 100H93V102H94ZM97 100H98V98H97ZM97 100H96V103H97ZM126 100V99H125ZM133 100V99H132ZM131 100V101H132ZM152 100V99H151ZM164 101L163 100V102H166L167 103V101ZM32 101H34V100H32ZM50 101V100H49ZM48 101V102H49ZM54 101V102H55ZM62 101V100H61ZM68 100L66 99V102L65 101H62V102H65V103H68L67 102ZM90 101H91V99H90ZM89 101V102H90ZM99 101H100V99H99ZM106 101V100H105ZM112 101V100H111ZM110 101V102H111ZM119 101H121V100H119ZM118 101V102H119ZM130 101V100H129ZM129 101H125V102H129ZM145 101V100H144ZM144 101H142L141 100V102H143L142 104H144ZM147 101H148V99H147ZM173 101H174V99H173ZM172 101V102H173ZM177 101V100H176ZM175 101V102H176ZM206 101V102H207ZM0 102H1V100H0ZM8 102V101H7ZM12 102V101H11ZM18 102V101H17ZM51 102V101H50ZM79 102V101H78ZM77 102V103H78ZM81 102V101H80ZM101 102H102V99H101ZM117 102V101H116ZM123 102H124V100H123ZM133 102V101H132ZM141 102H137L136 101V103H141ZM146 102V101H145ZM153 102V101H152ZM163 102H162V105H164L163 104ZM236 102V101H235ZM2 103H3V101H2ZM1 103V104H2ZM10 103V102H9ZM9 103H8V105H9ZM31 103V102H30ZM39 103V102H38ZM38 103H37V105H38ZM44 103V102H43ZM47 103V102H46ZM52 103V102H51ZM76 103V104H77ZM99 103V102H98ZM97 103V104H98ZM106 103L108 104V101H106ZM154 103H152V104H154ZM201 103V102H200ZM205 103V102H204ZM4 104V103H3ZM19 104V103H18ZM45 104V103H44ZM44 104H42V105H44ZM57 104L58 103H56V105L54 104V103H52V105H55L56 107H58L59 106V104H61L62 105V103H59L58 104V106H57ZM70 104V103H69ZM74 103H72L71 105H73ZM76 104H75V106H76ZM79 104V103H78ZM89 104V103H88ZM93 104H95V102L93 103ZM115 104V103H114ZM129 104V103H128ZM142 104L140 105V106H142ZM146 104H147V102H146ZM5 105H7V103L5 104ZM7 105V106H8ZM11 106H12V104H10ZM35 105V104H34ZM37 105H36V107H37ZM40 105V104H39ZM39 105H38V107H39ZM45 105H48V103L47 104H45ZM60 105V106H61ZM68 105V104H67ZM92 105V104H91ZM96 105V104H95ZM106 105V104H105ZM109 105V104H108ZM120 105V104H119ZM122 105V104H121ZM158 105H159V103H158ZM162 105L160 106L161 108H162ZM180 105V106H179ZM205 105H207V103L205 104ZM209 105H207V106H209ZM237 105V104H236ZM16 106V105H15ZM14 106V107H15ZM33 106V105H32ZM63 106H64V104H63ZM66 106V105H65ZM70 106V105H69ZM68 106V107H69ZM80 106V104L78 105V107ZM96 106H101L100 104L99 105H96ZM125 106H126V104H125ZM132 106V105H131ZM136 106V105H135ZM139 106V105H138ZM148 106H150V105H148ZM148 106H146V108L148 107ZM152 106V105H151ZM154 106H155V104H154ZM164 106H166V104L164 105ZM171 106V107H170ZM200 106H201V104H200ZM207 106H204L205 108L207 107ZM211 106H209V107H211ZM5 106H2V108H4ZM17 107H18V105H17ZM37 107V108H38ZM48 107V106H47ZM50 107V106H49ZM56 107H53V108H56ZM89 107V106H88ZM103 107H104V105H103ZM108 107L110 108V105L109 106H106V108L108 109ZM114 107H115V105H114ZM113 107V108H114ZM158 107V106H157ZM167 107H163L164 109H161V110H165ZM202 107V106H201ZM208 107V108H209ZM8 108V107H7ZM33 108V107H32ZM31 108V109H32ZM41 108V107H40ZM71 108V107H70ZM76 108V107H75ZM93 108H94V106H93ZM116 108V107H115ZM130 108V107H129ZM133 108V107H132ZM135 108V107H134ZM137 108V107H136ZM135 108V109H136ZM145 108V109H146ZM156 108V107H155ZM197 108V107H196ZM212 108V107H211ZM211 108H209V110L208 111H210V109ZM252 108V107H251ZM6 109V108H5ZM10 109V108H9ZM12 109H13V107H12ZM11 109V110H12ZM17 109V108H16ZM35 109V108H34ZM44 109V108H43ZM49 109H52V106H51V108H47V110H49ZM73 109V108H72ZM78 109V108H77ZM99 109V108H98ZM118 109V108H117ZM123 109V108H122ZM128 108L126 107V109L125 110H127ZM138 109V108H137ZM141 109V111L143 110V108H140ZM159 109V108H158ZM170 109V110H171ZM223 109V110H222ZM1 110H3V109H1ZM1 110H0V112H1ZM8 110V109H7ZM6 110V111H7ZM18 110H19V107H18ZM37 110H39V109H37ZM46 110V111H47ZM100 110V109H99ZM110 110H113V109H110ZM124 110V109H123ZM129 110V109H128ZM154 110V109H153ZM157 110V109H156ZM167 110V109H166ZM169 110V111H170ZM20 111V110H19ZM69 111H71V109L69 110ZM69 111H68V113H69ZM73 111V110H72ZM91 111V110H90ZM94 111V110H93ZM93 111H91V112H93ZM97 112H99L98 110H96ZM108 111V110H107ZM114 111V110H113ZM119 111V110H118ZM133 111V110H132ZM151 111V110H150ZM159 111V110H158ZM195 111V112H194ZM8 112V111H7ZM7 112H6V114H7ZM18 112V111H17ZM74 112V111H73ZM119 112H121V111H119ZM126 112V111H125ZM124 112V113H125ZM129 112V111H128ZM146 112H148V110L146 111ZM171 112V114L172 113H174V112H172V111H170ZM170 112H169V114H170ZM199 112V111H198ZM197 112V113H198ZM211 112V113H212ZM12 113V112H11ZM20 113V112H19ZM18 113V114H19ZM47 113H50V111L48 112H46L45 114H47ZM54 113V112H53ZM56 113V112H55ZM67 113V114H68ZM95 113V112H94ZM117 112H115V114H116ZM122 113V112H121ZM123 113V114H124ZM130 114L132 113L131 111L129 112ZM129 113H126L127 114V116H129ZM136 113V112H135ZM139 113V112H138ZM141 113H143V112H141ZM140 113V114H141ZM164 113V112H163ZM208 113V112H207ZM210 113V112H209ZM226 113V112H225ZM228 114H227V116L226 117H228V119L229 118H231L230 120H231V125L234 123V120H236V116L235 117H233V115L231 116V115H229V112H227ZM231 113V112H230ZM51 114H52V112H51ZM51 114H50V116H51ZM108 114V113H107ZM114 114V115H115ZM145 114V113H144ZM165 114V113H164ZM167 114V113H166ZM200 115H202L201 113H199ZM198 114V115H199ZM217 114H219V112L217 113ZM216 114V115H217ZM220 114H222V113H220ZM2 115H3V112H2ZM1 115V116H2ZM9 115H11V114H9ZM66 115V114H65ZM106 115V114H105ZM117 115V114H116ZM121 115V114H120ZM125 115V114H124ZM132 115V114H131ZM133 115H134V117H132V118H136V119H138L139 120V117L141 116V115H138L139 117L137 118V117H135V115L136 114H134L133 113ZM146 115H147V113H146ZM145 115V116H146ZM163 115V114H162ZM161 115V116H162ZM174 115V114H173ZM172 115V116H173ZM177 115V114H176ZM226 115V114H225ZM12 116V115H11ZM49 116V115H48ZM75 116V115H74ZM80 116V115H79ZM90 116V115H89ZM100 116H102V115H100ZM106 116H108V117H110V114L109 115H106ZM122 116V115H121ZM127 116H125V117H123L124 119L127 117ZM159 115L157 114V117H158ZM161 116H159L160 118H161ZM170 116V115H169ZM169 116H167L168 118H170ZM196 116H197V114H196ZM207 116H209L208 114H207ZM214 116V115H213ZM212 115H211V117H213ZM223 115H221V117H222ZM231 116V117H230ZM4 117H5V115H4ZM7 117V118H6ZM5 118L6 119H8V115L6 116ZM45 117V119L47 118V116H44ZM65 117V116H64ZM114 117V116H113ZM119 117V116H118ZM143 117V116H142ZM148 117H151L150 115L148 116L147 115V120H148ZM152 117H155L154 116V114H152ZM175 117V116H174ZM183 117V116H182ZM189 117H186L187 119L189 118ZM203 117V116H202ZM205 117V116H204ZM220 117V116H219ZM220 117V118H221ZM238 117V116H237ZM0 118H2V117H0ZM9 118H11V117H9ZM15 118V117H14ZM17 118V117H16ZM52 118V117H51ZM51 118H47V119H51ZM70 118V117H69ZM79 118V117H78ZM81 118V117H80ZM89 118V117H88ZM87 118V121H89V119ZM96 118H98L97 116H96ZM101 118V117H100ZM105 118V117H104ZM119 118H121V117H119ZM122 118V119H123ZM145 118V117H144ZM160 118H159V120H160ZM164 118H166V117H164ZM164 118H163V116H162V119L164 120ZM173 118V117H172ZM176 118H178V117H176ZM185 118V117H184ZM196 118V117H195ZM200 118H201V116H200ZM216 118V117H215ZM218 118V117H217ZM217 118H216V120H217ZM220 118H218V119H220ZM233 118H234V120H233ZM239 118L240 117H238V121H235L236 123H234V127H233V125H232V128H230V126H229V128L231 129V131L229 132V128H228V131H224L223 130V132H225L224 134H222L223 136H221V137H223V138H220V140L218 139V143H219V146H220V149H221V154H222V157H223V161H222V163H224V168H222V163L220 164V162H219V159H217V157L216 158H214L213 157V154H212V150H214V146H213V144H212V140H211V135H210V132H209V128L207 127V126H205L204 124H205V121H207L205 118V120H204V123L203 124H201V122L199 123H197V124H195V123H191V121L190 122H186L185 121V123L186 124H183V126L181 127L180 125V123L179 124H176V126H175V124L173 123V122H176L177 121V119H176V121L175 120H173V122H171V123H173V125L176 127V128H174V129H178V128H182V129H179L178 131H182V133L180 134V136L179 137H181V135H182V139H183V143L181 144V150H180V152L179 151H177V144L176 145H173L174 147L175 146H177L176 147V152H178L179 153V155H178V157L176 158L175 156H176V154H175V156L173 157V158H176V160H174V161H176V166H175V172H174V170H173V174L171 173V175L169 174V172H168V174H169V176L168 177H163L162 179H161V177L162 176H160V178H158V176H156L157 177V180L159 179L160 181H158V183L160 182V192H159V194H158V198H159V200L158 199H156V200H158L159 201V203L157 204V202H156V200L154 201V199L155 198H153L152 199V197H151V199L153 200V203L155 204V206H156V204H157V208L159 209V208H161L162 209V211H160V213H162L163 215H161V216H163V219L165 220H169L168 222H170V224L172 223V222H174V221H176V227H177V234H181V232L182 233H187V235L186 236H188V234H189V236L191 235L192 237H197L196 238V240L197 239H200V242L202 241V243L203 242H205V243H203L205 246H207V248H211V249H209V250H216V251H218L219 253V257L217 258L218 259V261H223V260H225V259H223L222 260V257H221V255L223 254V255H225V253L226 254H229V256L230 255H235L236 254V256H237V254H243V253H245V250H246V245H245V239L243 238V235H242V231H241V226H240V224H239V220H238V216H237V212H238V210H239V215H240V218L243 220V221H241V223H242V226L243 225H245V230H246V233H248L247 235H248V237H249V241L250 242H248V243H250V245L251 246H249V247H251V251L250 252H252L253 254V258H254V256H255V259H256V264H264V201H263V197H264V188H262V183H261V177H260V174H259V171H258V161H257V154H256V149H255V147L253 146V145H250V143H249V138H250V135H251V128H250V126L249 125H246L244 122H243V120H242V123H244V124H241V119L242 118H240V123H239ZM66 119V118H65ZM65 119H64V121H65ZM92 120H93V118H91ZM128 119H129V117H128ZM141 119V118H140ZM146 119V118H145ZM157 119V118H156ZM161 119V120H162ZM167 119V118H166ZM171 119V118H170ZM196 119H198L199 120V118H196ZM202 119V118H201ZM212 119V118H211ZM211 119H209L210 121H211ZM222 119V118H221ZM226 119V118H225ZM224 117H223V123L225 122L224 120ZM5 120V119H4ZM14 121H15V119H13ZM20 120V119H19ZM63 120V119H62ZM73 120H75L74 118H73ZM73 120H71V121H73ZM95 120V119H94ZM97 120V119H96ZM105 120H106V118H105ZM119 120V119H118ZM132 120V119H131ZM130 120V121H131ZM142 120V119H141ZM158 120V119H157ZM158 120V121H159ZM160 120V123L161 122H165V120L164 121H161ZM172 120V119H171ZM178 120H179V118H178ZM184 120V119H183ZM189 120H192V119H189ZM197 120V121H198ZM203 120V119H202ZM232 120H233V122H232ZM6 121V120H5ZM5 121H3V122H5ZM8 121H9V119H8ZM7 121V122H8ZM43 121V120H42ZM45 121V120H44ZM43 121V122H44ZM49 121V120H48ZM47 121V122H48ZM52 121V120H51ZM77 121V120H76ZM75 121V122H76ZM79 121H80V119H79ZM111 121V120H110ZM113 121V120H112ZM121 121V120H120ZM143 121H144V119H143ZM154 121V120H153ZM156 121V120H155ZM209 121V122H210ZM218 121V120H217ZM17 122V121H16ZM68 122V121H67ZM66 122V123H67ZM93 122V121H92ZM102 122V121H101ZM109 122V121H108ZM123 122V121H122ZM129 123V120L128 121H126V123ZM133 122H136V121H133ZM132 121H131V123H133ZM139 122H141V121H139ZM150 122V121H149ZM168 122V121H167ZM167 122H165L166 123V125H164V123H163V126L165 127H167L168 125H167ZM179 122V121H178ZM180 122H182V123H184L182 120H180ZM193 122H195V121H193ZM213 122L215 123V124H217L215 121H214V119H213ZM220 122V121H219ZM218 122V123H219ZM222 122L220 123V124H222ZM15 123V122H14ZM24 123V122H23ZM45 123V122H44ZM49 123H50V121H49ZM49 123H47L48 125H49ZM100 123V122H99ZM98 123V124H99ZM103 123V122H102ZM101 123V124H102ZM109 123H111V122H109ZM108 123V124H109ZM113 123V122H112ZM117 123H119V121H117ZM116 123V124H117ZM124 123V122H123ZM137 123V122H136ZM153 123V122H152ZM158 123V122H157ZM169 123V122H168ZM226 123H228V122H226ZM239 125H238V124ZM4 124V123H3ZM9 124H10V122H9ZM46 124V125H47ZM69 124V123H68ZM84 124V123H83ZM122 124V123H121ZM120 124V125H121ZM141 124V123H140ZM143 124H145V122L143 123ZM225 124V123H224ZM0 125H1V127H3L2 126V123H0ZM6 125V124H5ZM39 125V124H38ZM41 125H43V123L41 124ZM45 125V124H44ZM43 125V126H44ZM62 125V124H61ZM67 125V124H66ZM70 125V124H69ZM86 125V124H85ZM84 125V126H85ZM90 125V124H89ZM88 125V126H89ZM93 125V124H92ZM95 125V124H94ZM94 125H93V127H94ZM103 125V124H102ZM101 125V126H102ZM106 125V124H105ZM115 125V124H114ZM123 125V124H122ZM121 125V126H122ZM126 125V124H125ZM134 125H135V123H134ZM134 125H132V127L134 126ZM149 125H150V123H149ZM152 125V124H151ZM156 125H160L159 123L158 124H156ZM171 125V127H173L172 126V124H170ZM210 125H211V122H210ZM227 125V124H226ZM236 125V126H235ZM16 126V125H15ZM40 126V125H39ZM60 126V125H59ZM64 126V125H63ZM62 126V127H63ZM68 126V125H67ZM66 126V127H67ZM83 126V127H84ZM91 126V125H90ZM97 126H100V125H97ZM97 126H95V127H97ZM101 126L99 127V129L101 128ZM106 126H109V125H106ZM111 126V125H110ZM109 126V127H110ZM117 126V125H116ZM145 126H147V125H145ZM144 126V127H145ZM161 126V125H160ZM180 126V127H179ZM212 126L213 125H211V128H212ZM217 126H219V125H217ZM223 126V125H222ZM221 126V127H222ZM11 128H12V123H11V126H10ZM9 127V128H10ZM82 127V128H83ZM129 127V126H128ZM137 127L139 128L140 126H138L137 125ZM151 127V126H150ZM155 127V126H154ZM168 127H170V126H168ZM220 127V128H221ZM224 127V126H223ZM5 128V127H4ZM16 127H13L12 129H15ZM52 128V127H51ZM81 128V129H82ZM105 128L106 127H104V129H103V131L105 130ZM108 128V127H107ZM113 128V127H112ZM120 128V127H119ZM123 128V127H122ZM148 128V127H147ZM146 128V129H147ZM162 128V127H161ZM161 128L159 129V131L161 130ZM208 128V129H207ZM2 129V128H1ZM86 129H87V127H86ZM89 129V128H88ZM118 129V128H117ZM125 129V128H124ZM123 129V130H124ZM134 129V128H133ZM133 129H131V132L133 131ZM151 129V128H150ZM153 129V128H152ZM156 129V128H155ZM154 129V130H155ZM213 129H216V128H213ZM227 129V128H226ZM9 130V129H8ZM101 130V129H100ZM107 131H108V129H106ZM121 130V129H120ZM130 130V129H129ZM138 130V129H137ZM137 130H135V131H137ZM139 130H141V128H139ZM144 130V129H143ZM148 130V129H147ZM157 130V129H156ZM168 130H169V128H168ZM168 130H162V131H168ZM218 129H216V131H217ZM220 130V129H219ZM218 130V131H219ZM11 131V130H10ZM81 131V130H80ZM93 131V130H92ZM99 130H97V132H98ZM111 131H113V129L111 130ZM118 132L119 130H116L115 129V131L114 132ZM122 131V130H121ZM149 131H151V130H149ZM153 131V130H152ZM151 131V132H152ZM161 131V133H164V132H162ZM174 131V130H173ZM180 131V132H181ZM3 132V131H2ZM6 132V131H5ZM8 132V131H7ZM77 132V131H76ZM81 132H83V131H81ZM86 132V131H85ZM94 132V131H93ZM101 132H102V130H101ZM100 132V133H101ZM106 132V131H105ZM113 132V133H114ZM127 132H128V130H127ZM126 131H125V134L127 133ZM134 132V131H133ZM140 132V131H139ZM138 132V133H139ZM144 132V131H143ZM150 132V133H151ZM156 132V131H155ZM154 132V134H156V133H158V131L155 133ZM169 132V131H168ZM174 132H176V131H174ZM228 132V133H227ZM80 133V132H79ZM84 133V132H83ZM96 133V132H95ZM110 133V132H109ZM112 132L110 133L111 135L113 134ZM119 133V132H118ZM118 133H115V136L118 134ZM124 134V131L123 132H121V133H119V134ZM160 133V134H161ZM177 133V132H176ZM221 133H222V131H221ZM227 133V134H226ZM5 134V133H4ZM3 134V135H4ZM84 134H86V133H84ZM91 134H93V133H91ZM103 134V133H102ZM109 134V135H110ZM132 134V133H131ZM140 134H142V133H140ZM169 134V133H168ZM78 135V134H77ZM151 135V134H150ZM170 136H171V134H169ZM174 135V134H173ZM217 135H220V134H218L217 133ZM5 136V135H4ZM7 136V135H6ZM72 136V135H71ZM74 136V135H73ZM93 136V135H92ZM112 136H114V135H112ZM114 136V137H115ZM121 136V135H120ZM128 136V135H127ZM126 135L124 136V137H122L124 140H125V138L127 137ZM131 135H129V137H130ZM136 136V135H135ZM144 136V135H143ZM152 136H156V135H153L152 134ZM164 136H165V134H164ZM167 136V135H166ZM177 136V135H176ZM183 136H184V138H183ZM1 137V136H0ZM3 137V136H2ZM83 137V136H82ZM88 137V135L86 136V138ZM94 137V136H93ZM100 137V136H99ZM107 137H109V136H106V138ZM148 137V136H147ZM146 137V138H147ZM219 137V136H218ZM6 138V137H5ZM72 138V137H71ZM76 138V137H75ZM90 138V137H89ZM153 138V137H152ZM161 140H162V134H161ZM164 138H166V137H164ZM172 138H174L173 136H171L170 138H169V140L171 139V140H173ZM177 138V137H176ZM176 138H174L175 140H176ZM2 139V138H1ZM4 139V138H3ZM77 139V138H76ZM85 139V138H84ZM88 139V138H87ZM92 139V138H91ZM99 139V138H98ZM101 139V138H100ZM113 139V138H112ZM120 140H121V138H119ZM118 139V137H117V140H119ZM127 139L129 140V138L127 137ZM177 139H179V138H177ZM73 140H75L74 138H73ZM81 140V139H80ZM102 140V139H101ZM107 140H110V139H107ZM116 140V139H115ZM126 141V143L127 142H129V141ZM157 140H159V139H157ZM164 140V139H163ZM162 140V141H163ZM165 140H168V139H165ZM165 140H164V143H165ZM170 140V141H171ZM175 140H174V142H175ZM86 142H87V140H85ZM170 141H166V142H170ZM73 142V141H72ZM75 142V141H74ZM73 142V143H74ZM82 142H83V140H82ZM86 142H84V143H86ZM97 142H101L100 140L99 141H96V143ZM110 142V141H109ZM118 142V141H117ZM143 142V141H142ZM160 142V141H159ZM173 142V141H172ZM171 142V143H172ZM173 142V144H175V143H177V142H175L174 143ZM1 143V142H0ZM4 143V142H3ZM73 143H71V144H73ZM83 143V144H84ZM95 143V142H94ZM95 143V144H96ZM112 143V142H111ZM121 143V142H120ZM119 143V144H120ZM130 143V142H129ZM129 143L127 144L128 146H129ZM136 143V142H135ZM134 143V144H135ZM147 143V142H146ZM145 143V144H146ZM216 143H217V140H216ZM217 143V144H218ZM122 144H124V143H122ZM121 144V145H122ZM143 144H144V142H143ZM77 145V144H76ZM86 145V144H85ZM91 145H93L92 143H91ZM99 145V144H98ZM102 145V144H101ZM126 144H124L123 146H125ZM127 145L125 146V147H127ZM153 145V144H152ZM151 145V146H152ZM162 145H163V143H162ZM172 145V144H171ZM179 145H180V143H179ZM3 146V145H2ZM71 146V145H70ZM75 146V145H74ZM90 146V145H89ZM96 146V145H95ZM94 146V147H95ZM103 146V145H102ZM101 146V147H102ZM140 146H142L141 144H140ZM145 146V145H144ZM147 146V145H146ZM150 146V147H151ZM84 147V146H83ZM86 147H88V146H86ZM93 147V146H92ZM115 147V146H114ZM138 146H136V148H137ZM150 147H147V148H150ZM153 147H154V145H153ZM153 147H151V148H153ZM156 147H159V143H158V146L156 145ZM161 147H163V146H160V148ZM218 147V146H217ZM75 149L74 150H76V147H74ZM108 149H110L109 147H107ZM128 148V147H127ZM131 148V147H130ZM135 148V147H134ZM139 148V147H138ZM141 148H143V147H141ZM145 149H146V147H144ZM150 148V149H151ZM155 148V147H154ZM153 148V149H154ZM170 148V147H169ZM172 148V147H171ZM2 149L3 148H1V152H2ZM82 149H85V148H82ZM95 149H96V147H95ZM99 149V148H98ZM118 149V148H117ZM116 149V150H117ZM122 149V148H121ZM132 149V148H131ZM145 149H144V152H146L145 151ZM165 149H166V147H165ZM164 149V147H163V150H165ZM175 149V148H174ZM174 149L173 150H171V151H174ZM111 150H112V148H111ZM111 150H109L110 152H112ZM115 150V151H116ZM133 150V149H132ZM138 150V149H137ZM149 150V149H148ZM148 150H147V152H148ZM152 150V149H151ZM151 150H150V154H151ZM161 150V149H160ZM162 150V151H163ZM72 151V150H71ZM82 151V150H81ZM80 151V152H81ZM86 151V150H85ZM95 151V150H94ZM108 151V150H107ZM119 151V150H118ZM124 151V150H123ZM129 151H130V149H129ZM136 151V150H135ZM139 151V150H138ZM152 151H154V150H152ZM156 151V150H155ZM158 151H159V148H158ZM167 151H169V150H167ZM89 152V151H88ZM87 152V153H88ZM98 152V151H97ZM137 152V151H136ZM136 152H134V153H136ZM170 152V151H169ZM71 153V152H70ZM77 153V150L75 151V154ZM85 153V152H84ZM86 153V154H87ZM91 153V152H90ZM96 153V152H95ZM119 153V152H118ZM129 153V152H128ZM131 153V152H130ZM133 153V152H132ZM149 153V152H148ZM157 153H160V152H157ZM155 154V157L157 158V156L159 157V155L158 154ZM163 153V152H162ZM168 153V152H167ZM171 153V152H170ZM175 153V152H174ZM1 154H3V152L1 153ZM68 154H69V152H68ZM74 154V153H73ZM83 154V153H82ZM81 154V155H82ZM85 154V155H86ZM97 154V153H96ZM108 154H110V153H108ZM138 154V153H137ZM136 154V155H137ZM139 154H141V152H139ZM143 154V153H142ZM141 154V155H142ZM149 154V155H150ZM153 154V153H152ZM169 154V153H168ZM4 155V154H3ZM59 155V154H58ZM88 155V154H87ZM91 155V154H90ZM98 155V154H97ZM105 155V154H104ZM104 155H103V157H104ZM106 155H107V153H106ZM125 155H127V154H125ZM124 155V156H125ZM135 155V154H134ZM165 155V154H164ZM163 155V156H164ZM172 155V154H171ZM15 156H17V155H15ZM14 156V159L17 161V157H15ZM71 156V155H70ZM77 156V155H76ZM94 156H96V155H93V158H94ZM119 156V155H118ZM130 156H132V155H130ZM151 156V155H150ZM173 156V155H172ZM1 157V156H0ZM60 157H61V155H60ZM62 157H63V155H62ZM73 157V156H72ZM78 157V156H77ZM79 157H80V155H79ZM78 157V158H79ZM82 157V156H81ZM86 157V156H85ZM89 157V156H88ZM98 157V156H97ZM139 157V156H138ZM141 157V156H140ZM148 157V156H147ZM154 157V156H153ZM169 157H171L170 155L168 156V158ZM4 158V157H3ZM56 158V157H55ZM70 158V157H69ZM87 158V157H86ZM85 158V159H86ZM90 158V157H89ZM92 158V157H91ZM90 158V159H91ZM118 158V157H117ZM133 158V157H132ZM131 158V159H132ZM135 158V157H134ZM137 158V157H136ZM143 158V157H142ZM160 158V157H159ZM167 158V157H166ZM165 158V159H166ZM168 158H167V160H168ZM6 159V158H5ZM57 159V158H56ZM63 159V158H62ZM82 159H83V157H82ZM88 159V158H87ZM97 159V158H96ZM104 159V158H103ZM119 159V158H118ZM130 159V158H129ZM139 159V158H138ZM150 159V158H149ZM172 158H170L169 159V161L171 160ZM14 160V161H15ZM58 160V159H57ZM65 160H67V159H65ZM64 160V161H65ZM70 160H72V158L70 159ZM73 160H74V157H73ZM75 160H79V159H75ZM115 160V159H114ZM117 160V159H116ZM140 160V159H139ZM144 160V159H143ZM158 160V159H157ZM163 160V159H162ZM4 161V160H3ZM6 161V160H5ZM15 161V162H16ZM56 161V160H55ZM54 161V164L56 163ZM59 161L60 160H58L57 162H58V167H59ZM69 161V159L67 160V162ZM81 161V160H80ZM103 161V160H102ZM126 161V160H125ZM136 161V160H135ZM134 161V162H135ZM142 161V160H141ZM147 161V160H146ZM161 161V160H160ZM159 161V162H160ZM168 161V162H169ZM172 161V160H171ZM171 161L169 162V163H171ZM12 162H13V159H12ZM67 162H65V164L67 163ZM76 162V161H75ZM74 162V163H75ZM78 162V161H77ZM82 162H83V160H82ZM119 163L118 161H115V163ZM124 162V161H123ZM122 162V163H123ZM128 162H130V161H128ZM137 162V161H136ZM163 162V161H162ZM161 162V163H162ZM3 163H5V162H3ZM69 163H71V162H69ZM101 163V162H100ZM114 163V164H115ZM116 163V164H117ZM126 163V162H125ZM138 163L139 162H137V166H138ZM142 164H143V162H141ZM167 163V162H166ZM165 163V164H166ZM169 163H168V165L166 166V167H170L169 166ZM172 163H173V161H172ZM85 164V163H84ZM145 164V163H144ZM148 164H149V162H148ZM159 164V163H158ZM174 164H175V162H174ZM3 164H1V167H3L2 166ZM5 165H6V163H5ZM20 165V164H19ZM18 165V167H20ZM57 164H55V167L54 168H58L57 166H56ZM90 164H88L87 166H89ZM91 165H92V163H91ZM96 166H97V163L95 164ZM100 165V164H99ZM127 165H129V164H127ZM161 165V164H160ZM158 166V167H160V168H162V166L163 165H161V166ZM16 166V165H15ZM14 166V167H15ZM68 166V165H67ZM86 166V165H85ZM94 166V165H93ZM101 166V165H100ZM99 166V167H100ZM104 166V165H103ZM107 166V165H106ZM105 166V167H106ZM110 166L112 167L113 166V164L111 165L110 164ZM115 166H117V165H115ZM139 166H141V164H139ZM138 166V167H139ZM148 166V165H147ZM147 166H146V168H147ZM150 166V165H149ZM148 166V167H149ZM165 166L163 167V171H164V168H165ZM5 167V166H4ZM13 167V166H12ZM71 167V166H70ZM75 167V166H74ZM77 167V166H76ZM79 167V166H78ZM89 167H91V166H89ZM95 167V166H94ZM98 167V168H99ZM102 167V166H101ZM104 167V168H105ZM124 167V166H123ZM136 167V166H135ZM174 167V166H173ZM6 168V167H5ZM66 168H68V167H66ZM82 168H83V166H82ZM81 168V169H82ZM86 168V167H85ZM97 168V167H96ZM103 168V169H104ZM110 168V167H109ZM126 168V167H125ZM73 169V168H72ZM76 169V168H75ZM107 169V168H106ZM112 169V168H111ZM116 169H117V167H116ZM137 169V168H136ZM148 170H149V168H147ZM151 169V168H150ZM167 169V168H166ZM172 169V168H171ZM223 169H225L226 171H224ZM3 170V169H2ZM5 170V169H4ZM14 170V169H13ZM15 170H17L16 168H15ZM14 170V171H15ZM69 170V169H68ZM84 170V169H83ZM92 169H90V171H91ZM95 170V169H94ZM99 170V169H98ZM101 170V169H100ZM110 170V169H109ZM129 170V169H128ZM145 170V169H144ZM159 170L160 169H158L157 171L159 172ZM162 170V169H161ZM170 170V169H169ZM168 170V171H169ZM261 170V169H260ZM82 171V170H81ZM89 171V172H90ZM105 171V170H104ZM113 171H115V170H113ZM122 171H123V169H122ZM142 171H143V169H142ZM141 171V172H142ZM1 172V171H0ZM3 172V171H2ZM7 172V171H6ZM6 172H4V173H6ZM18 172V174H19V171H17ZM73 172V171H72ZM80 172V171H79ZM97 172V171H96ZM103 172V171H102ZM101 172V173H102ZM106 172V171H105ZM104 172V173H105ZM117 172V171H116ZM129 172V171H128ZM127 172V173H128ZM139 172V171H138ZM141 172H139V174L138 175H140V173ZM145 172V171H144ZM158 172L156 173V174H158ZM161 172V171H160ZM172 172V171H171ZM4 173H3V175H4ZM67 173H70V172H68L67 171ZM98 173V172H97ZM96 173V174H97ZM108 173V172H107ZM110 173H111V176H112V173L113 172H111V170H110ZM147 173H149V172H147ZM17 174V175H18ZM109 174V173H108ZM107 174V175H108ZM117 174H119V172L117 173ZM116 174V175H117ZM124 174V173H123ZM163 174V173H162ZM165 174V173H164ZM2 175V174H1ZM6 175V174H5ZM8 175V174H7ZM6 175V176H7ZM17 175L16 176H14L12 179L14 180V178L15 177H17ZM75 175V174H74ZM100 175V174H99ZM103 175V174H102ZM113 175H115V174H113ZM122 175V174H121ZM147 175H149V174H147ZM151 175V174H150ZM159 175H161V173H159ZM71 176H73V175H71ZM126 176V175H125ZM124 176V177H125ZM140 176H142V175H140ZM144 177H145V175H143ZM165 176V175H164ZM167 176V175H166ZM4 177V176H3ZM99 177V176H98ZM103 177H105V176H103ZM103 177H101V178H103ZM113 177V176H112ZM115 177H117V176H115ZM153 177V176H152ZM0 178H1V176H0ZM19 178H20V174H19ZM74 178V177H73ZM114 178V177H113ZM119 178H120V175H119ZM138 178H142V177H138ZM150 178V177H149ZM99 180H101L100 178H98ZM103 179H105V178H103ZM143 179V178H142ZM146 180H147V177L145 178ZM144 179V180H145ZM1 180H3V179H1ZM72 180V179H71ZM112 180V179H111ZM110 180V181H111ZM115 181L117 180V178L116 179H114ZM119 180V179H118ZM16 181V180H15ZM15 181L13 182V184H15ZM68 181V180H67ZM70 181V180H69ZM76 181V180H75ZM101 181H103V180H101ZM120 181V180H119ZM118 181V182H119ZM139 181V180H138ZM1 182V181H0ZM5 182V181H4ZM17 182H20L19 181V179H18V181H16V184H18L19 186H20V184L19 183H17ZM140 183V185L142 184V181L140 180L139 181ZM12 183V182H11ZM10 183V184H11ZM70 183V182H69ZM69 183H67V184H69ZM76 183H77V181H76ZM148 183V182H147ZM154 183V182H153ZM157 183V182H156ZM157 183V184H158ZM2 184H4V183H2ZM6 184H9V182L8 183H6ZM9 184V185H10ZM74 184H75V182H74ZM109 184H111V183H109ZM138 184V185H139ZM146 184V183H145ZM17 185V186H18ZM77 185V184H76ZM101 185H102V183H101ZM115 185H117V184H114V187H115ZM138 185H136V186H138ZM148 185V184H147ZM153 185H156V184H153ZM12 186V185H11ZM17 186H15L14 185V190L13 191H15L16 192V190L17 189H19ZM78 186H79V183H78ZM142 186H143V184H142ZM141 186V187H142ZM145 186V185H144ZM150 186V185H149ZM149 186H147V187H149ZM7 187V186H6ZM10 187V186H9ZM107 185H106V188L104 187V185H103V187L102 188H105V189H107ZM118 187V186H117ZM140 186H138L137 188H139ZM15 188H17V189H15ZM52 188V187H51ZM69 188H71V187H69ZM73 188V187H72ZM110 188V190L112 189V187H109ZM108 188V189H109ZM116 188V187H115ZM119 188V187H118ZM145 188V187H144ZM154 188V187H153ZM4 190V188L2 187V185L0 184V199H1V197H3L2 196V194L3 193H1V190ZM11 189H13V187L11 188ZM54 189H55V187H54ZM76 189H78V188H76ZM107 189V190H108ZM147 189V188H146ZM2 190V191H3ZM53 190V189H52ZM123 190H126L125 188L123 189ZM128 190V189H127ZM130 190V189H129ZM129 190H128V192H129ZM143 190V189H142ZM158 190V189H157ZM156 190V191H157ZM10 192H11V190H9ZM12 191V192H13ZM18 191V190H17ZM57 190H55L54 191V193L56 192ZM71 191V190H70ZM109 191V190H108ZM112 191V190H111ZM118 191V190H117ZM135 191H137V190H135ZM144 191V190H143ZM151 191V190H150ZM5 192H7L8 193V190H6ZM14 192V193H15ZM77 192H78V190H77ZM76 192V193H77ZM105 192H107V191H105ZM116 192V191H115ZM120 192H122L121 190H120ZM132 192H134L133 190H132ZM130 193L131 195H133V193ZM146 192V191H145ZM81 193V192H80ZM109 193H110V191H109ZM113 193V192H112ZM123 193V192H122ZM127 193V192H126ZM143 193V192H142ZM151 193V192H150ZM10 194V193H9ZM19 194V193H18ZM56 194H58V192H56ZM69 194V193H68ZM75 194V193H74ZM106 194V193H105ZM129 194V195H130ZM136 194H137V192H136ZM135 194V197L137 196ZM7 195V194H6ZM71 195V194H70ZM69 195V196H70ZM108 195V194H107ZM114 195V194H113ZM112 195V196H113ZM117 195V194H116ZM116 195L114 196V198L116 197ZM128 195V194H127ZM147 195V194H146ZM145 194L143 195V197L144 196H146ZM153 195V194H152ZM233 195V196H232ZM13 196V195H12ZM14 196H18L19 197V195H14ZM13 196V197H14ZM56 196V195H55ZM75 196V195H74ZM77 196V195H76ZM81 196V195H80ZM110 196H111V193H110ZM111 196V197H112ZM125 196H126V194H125ZM124 196V198H126ZM138 196H139V194H138ZM154 196V195H153ZM4 197H6V196H4ZM10 197H11V195H10ZM17 197V198H18ZM71 197V196H70ZM69 197V198H70ZM78 197V196H77ZM83 197V196H82ZM108 197V196H107ZM123 197V196H122ZM139 197H141V196H139ZM147 197H148V195H147ZM149 197V198H150ZM6 198H8V197H6ZM17 198L15 199V200H17ZM68 198V199H69ZM74 198V197H73ZM79 198V197H78ZM110 198V197H109ZM114 198H113V200L112 201H114ZM128 198V200H130L129 199V197H127ZM137 198V197H136ZM157 198V197H156ZM233 198L235 199V202H236V204H237V212H236V209H235V206H234V201H233ZM72 199V198H71ZM75 199V198H74ZM80 199V198H79ZM112 199V198H111ZM110 199V200H111ZM117 199V198H116ZM115 199V200H116ZM131 199H133V197L131 198ZM147 199V198H146ZM5 200V199H4ZM13 200V199H12ZM11 200V198H10V201H9V198L7 199V201H9L10 202V207L8 208L7 206V210H5L6 208L4 207V206H2V209H3V207L5 208L4 210H5V212L7 211H9V210H11V212H9L10 214L8 215V216H13V215H11V214H13L14 212H13V210L14 209H10L11 207H12V205H14L15 204V202H13ZM81 200H83V202H84V198L83 199H81ZM134 200V199H133ZM136 200V199H135ZM151 200V201H152ZM2 200H0V202H1ZM18 201V200H17ZM73 201V200H72ZM72 201H70V202H72ZM77 201H78V199H77ZM76 201V202H77ZM145 201V200H144ZM148 201H149V199H148ZM8 202V203H9ZM11 202H13L14 204H12L11 205ZM19 202H21L20 200H19ZM61 203H62V201H60ZM146 202V201H145ZM144 202V203H145ZM156 202V203H155ZM60 203V204H61ZM85 203V202H84ZM110 203V202H109ZM108 203V204H109ZM148 203V202H147ZM4 204V203H3ZM3 204H1V205H3ZM7 204V203H6ZM20 204H22V203H20ZM73 204V203H72ZM75 204V203H74ZM80 204V203H79ZM107 204V203H106ZM131 204V203H130ZM152 204V203H151ZM62 205V204H61ZM77 205V204H76ZM75 205V206H76ZM84 205V204H83ZM141 205V204H140ZM146 205V204H145ZM158 205H160L159 207H158ZM17 206V205H16ZM70 206V205H69ZM68 206V207H69ZM80 206H81V204H80ZM133 206V205H132ZM81 207H84V206H81ZM129 207V206H128ZM131 207V206H130ZM135 207V206H134ZM137 207H139L138 205H137ZM13 208H15V207H13ZM23 208V207H22ZM63 210H64V206H62L61 207ZM75 208V207H74ZM76 208H77V206H76ZM124 208V207H123ZM136 208V207H135ZM140 209H141V206L139 207ZM154 208V207H153ZM152 208V209H153ZM156 208V209H157ZM1 209V208H0ZM1 209V210H2ZM17 209V208H16ZM21 209V208H20ZM61 209V210H62ZM68 209H70V207L68 208ZM82 209V208H81ZM85 209V208H84ZM128 209V208H127ZM133 209V208H132ZM131 209V210H132ZM138 210V208L136 209L137 210V212L139 213L141 210ZM147 209H149V208H147ZM151 209V208H150ZM155 209V208H154ZM153 209V210H154ZM0 210V211H1ZM4 210H2L3 212H4ZM58 210V209H57ZM62 210V211H63ZM71 210V209H70ZM83 210V209H82ZM135 210V209H134ZM15 211V210H14ZM17 211V210H16ZM15 211V212H16ZM67 211V210H66ZM73 211H75L74 209L72 210V211H70V213L71 212H73ZM79 211H80V209H79ZM85 211V210H84ZM126 211V210H125ZM130 210H128V212H129ZM144 211V210H143ZM156 211H158V210H156ZM67 212H69V211H67ZM66 212V213H67ZM76 212H77V210H76ZM127 212V213H128ZM132 212V211H131ZM131 212H129L130 214H132L133 216H134V214L133 213H131ZM136 212V211H135ZM145 213H144V215L145 216H147V213H148V210L147 211H144ZM153 211H151L150 213H148V216L152 213ZM154 212H155V210H154ZM1 213V212H0ZM59 213V212H58ZM57 213V214H58ZM65 213V214H66ZM69 213V214H70ZM79 213V212H78ZM85 213V212H84ZM140 213H142V212H140ZM158 214H160L159 212H157ZM1 214H4V213H1ZM53 214V213H52ZM63 214V213H62ZM68 214V213H67ZM67 214H66V216H67ZM143 214V213H142ZM75 215V213L73 214V216ZM81 215H82V211H81ZM125 215H127L126 213H125ZM124 215V218L126 217ZM137 215V214H136ZM139 215H141V214H139ZM1 216V218H2V215H0ZM6 216V215H5ZM7 216V217H8ZM19 216V215H18ZM55 216V215H54ZM72 216V215H71ZM77 216V215H76ZM129 216V215H128ZM131 216V215H130ZM142 216V215H141ZM155 216V215H154ZM154 216L152 215L151 216V218L153 217L154 218ZM156 216H158V215H156ZM160 216V217H161ZM4 217V216H3ZM6 217V218H7ZM80 217V216H79ZM82 217H85V216H83L82 215ZM150 217V216H149ZM159 216H158V218L159 219H161ZM17 218V217H16ZM56 218H58V217H56ZM65 218V217H64ZM69 218V217H68ZM78 218V217H77ZM77 218H75V219H77ZM140 218V217H139ZM148 218V217H147ZM153 218L151 219V220H153ZM156 218V217H155ZM154 218V219H155ZM5 219V218H4ZM9 219H10V217H9ZM20 219V218H19ZM55 219V218H54ZM67 219V218H66ZM65 219V220H66ZM79 219V218H78ZM149 219V218H148ZM250 219H253V227L251 228L250 227V229H248V223H247V221H249ZM1 220V219H0ZM7 220V219H6ZM14 220H16V219H14ZM59 220V219H58ZM80 220V219H79ZM78 220V221H79ZM121 220H123V219H121ZM132 220V219H131ZM137 221H138V219H136ZM136 220H135V223H137L136 222ZM145 220V219H144ZM155 220H158V219H155ZM5 221V220H4ZM8 221H10V220H8ZM7 221V222H8ZM20 221V220H19ZM56 221V220H55ZM54 221V222H55ZM74 221V220H73ZM81 221V220H80ZM85 221V220H84ZM129 221V220H128ZM134 221V220H133ZM146 221V220H145ZM154 221V220H153ZM160 221V220H159ZM11 222V221H10ZM17 222V221H16ZM67 222V221H66ZM77 222V221H76ZM120 222V221H119ZM130 222V221H129ZM140 222V224H141V221H139ZM142 222H143V220H142ZM147 222H149L150 223V221L149 220H147ZM155 222V221H154ZM153 222V223H154ZM177 222H178V224H177ZM180 222V223H179ZM6 223V222H5ZM58 223V222H57ZM68 224H69V221L67 222ZM133 223V222H132ZM135 223L134 224H129V226L130 225H135ZM145 223V222H144ZM143 223V224H144ZM148 223V224H149ZM156 223V222H155ZM162 223V225H163V222H161ZM165 223V222H164ZM3 224H4V222H3ZM8 224V223H7ZM10 224V223H9ZM56 224V223H55ZM62 224H64V223H62ZM61 223H60V225H62ZM78 224V223H77ZM79 224H81V223H79ZM78 224V225H79ZM121 224H122V221H121ZM139 224V223H138ZM147 224V223H146ZM167 224V223H166ZM173 224V223H172ZM4 225H6V224H4ZM18 225H20V224H18ZM54 225V224H53ZM52 225V226H53ZM66 225V224H65ZM64 225V228H66V226ZM71 225V224H70ZM72 225H74L73 223H72ZM82 225V224H81ZM154 225V224H153ZM161 225V224H160ZM160 225H159V227H160ZM55 226V225H54ZM141 226H143L144 227V225H141ZM169 226V225H168ZM174 226H175V224H174ZM8 227H10L9 225H8ZM14 227V226H13ZM13 227H11V228H13ZM36 227V226H35ZM57 226H55V228H56ZM61 227L63 228V226H60V229H61ZM68 228H70L69 226H67ZM72 227V226H71ZM86 227V226H85ZM159 227H156V228H158L159 229ZM169 227H171V225L169 226ZM1 228V227H0ZM5 228V227H4ZM84 228V227H83ZM127 228V227H126ZM126 228L124 229L125 231H126ZM129 228V227H128ZM135 228V227H134ZM133 228V229H134ZM138 228V226L136 227V229ZM146 228V227H145ZM155 228V229H156ZM57 229V228H56ZM71 229V228H70ZM80 229H81V227H80ZM135 229V230H136ZM149 229H150V227H149ZM157 229V230H158ZM167 229V227H165V230ZM171 229H173V227H171ZM166 230V231H173V230ZM7 230V229H6ZM5 230V231H6ZM62 230V229H61ZM65 230H67V228L65 229ZM69 230V229H68ZM76 230V229H75ZM84 231H85V229H83ZM128 230V229H127ZM137 230H139V229H137ZM140 230H142L141 228H140ZM139 230V231H140ZM151 230V229H150ZM149 230V231H150ZM162 230H163V227H162ZM164 230V231H165ZM4 231V230H3ZM8 231V230H7ZM7 231L5 232V233H7ZM16 231V230H15ZM32 231H33V229H32ZM34 231H35V229H34ZM79 231V230H78ZM88 230H86V232H87ZM124 231V232H125ZM132 231V230H131ZM134 231V230H133ZM145 231H147V230H145ZM156 231V230H155ZM28 232V231H27ZM62 232H65L64 230L62 231ZM67 232V231H66ZM73 232V231H72ZM76 232V231H75ZM85 232V233H86ZM128 232V231H127ZM137 232V231H136ZM17 233V232H16ZM138 233V232H137ZM136 233V234H137ZM154 233V232H153ZM156 233H157V231H156ZM159 233H161V231H159ZM159 233H157L156 235H158ZM164 233H166V232H164ZM170 233V235L172 236V235H174V234H176V233H174L173 234V232L171 233V232H169ZM251 233H253L252 234V236H254V239H255V243L257 244V246H255V244H254V241L251 239L252 237H251ZM1 234V233H0ZM8 234H10L9 233V231H8ZM8 234H7V236H8ZM69 234V233H68ZM112 234V233H111ZM111 234H109V235H111ZM129 234V233H128ZM135 234V235H136ZM162 234V233H161ZM5 235V234H4ZM26 235V234H25ZM28 235H29V233H28ZM27 235V237H29ZM33 236H34V234H32ZM38 235V234H37ZM39 235H42L41 233L39 234ZM44 235V234H43ZM74 235V234H73ZM92 235V234H91ZM98 235V234H97ZM96 235V236H97ZM102 235V234H101ZM108 235V234H107ZM106 235V236H107ZM108 235V236H109ZM124 235V233L122 234V236ZM125 235H127V234H125ZM125 235H124V237H125ZM131 235V234H130ZM160 235V234H159ZM157 236V237H159V238H161L160 236ZM163 235H165V234H162L161 236H162V238H163ZM166 235H168L167 233H166ZM65 236V238H66V234L64 235ZM75 236V235H74ZM86 236V235H85ZM105 236V237H106ZM107 236V239L109 238ZM115 236H117V235H115ZM150 236H152V235H150ZM150 236H149V240H150ZM153 236H154V234H153ZM189 236H188V238H189ZM213 237L214 238V241L212 242V241H206L207 240V238H208V240H209V237ZM30 237H31V234H30ZM29 237V238H30ZM68 237V236H67ZM96 238L95 237V235L94 236H92V238ZM98 237H99V235H98ZM103 237H104V235H103ZM111 237V236H110ZM127 237H129L130 238V241H128L129 243H131L130 245H132V247H133V243H132V239L134 238H132V237H130V236H127ZM137 237V236H136ZM145 237V236H144ZM156 237V238H157ZM169 237V236H168ZM174 237V236H173ZM6 238V237H5ZM9 238V237H8ZM25 238H26V236H25ZM39 238V237H38ZM38 238H36V239H38ZM46 238H47V236H46ZM93 238V239H94ZM121 238V237H120ZM152 238V237H151ZM184 238V237H183ZM213 238H210L211 240L213 239ZM0 239H1V237H0ZM4 239V238H3ZM40 239V238H39ZM48 239V238H47ZM71 239V238H70ZM73 239V238H72ZM106 239V238H105ZM164 239V238H163ZM166 239V238H165ZM164 239V241H166ZM181 239V238H180ZM191 239V238H190ZM194 239V238H193ZM2 240V239H1ZM8 240V239H7ZM84 240V239H83ZM86 240V239H85ZM84 240V241H85ZM95 240V239H94ZM93 240V241H94ZM103 240H104V238H103ZM103 240H102V242H103ZM110 240H111V238H110ZM115 240H117V239H115ZM123 240V239H122ZM158 240V239H157ZM173 240V239H172ZM186 240V239H185ZM189 240V239H188ZM47 241V240H46ZM70 241V240H69ZM75 241H78V240H75ZM100 241H101V236H100ZM105 241H107V240H105ZM109 241V240H108ZM113 241V240H112ZM137 241V240H136ZM143 241V240H142ZM145 242H148V240L146 241V240H144ZM170 241V240H169ZM168 241V242H169ZM199 241V240H198ZM196 242V243H199V242ZM248 241V240H247ZM2 242V241H1ZM4 242V241H3ZM8 242V241H7ZM14 242V241H13ZM24 242H28V239H27V241H24ZM34 242V241H33ZM38 242V241H37ZM48 242H50V240H48ZM80 242V241H79ZM99 242V241H98ZM137 242H140L139 241V239H138V241ZM150 242H152V241H150ZM154 242V241H153ZM152 242V243H153ZM161 242H162V240H161ZM167 242V241H166ZM167 242V243H168ZM176 242H177V240H176ZM190 242V241H189ZM31 243V242H30ZM47 243V242H46ZM66 243V242H65ZM70 243V242H69ZM117 243V242H116ZM124 243V242H123ZM128 243V244H129ZM143 243V242H142ZM171 243V242H170ZM173 243V242H172ZM178 243V242H177ZM184 245H183V248L184 247H186L185 246V243L184 242H182ZM195 243V242H194ZM201 243V244H202ZM24 244H26V243H24ZM38 244V243H37ZM67 244V243H66ZM72 244V240H71V243H70V245ZM82 244H83V242H82ZM101 244V243H100ZM107 244H108V242H107ZM109 244H111V243H109ZM135 244H136V242H135ZM147 244V243H146ZM154 244V243H153ZM166 244V243H165ZM203 244H202V247L201 248H203L204 246H203ZM0 245H3V244H0ZM28 245H29V242H28ZM28 245H25V246H28ZM32 245V244H31ZM39 245V244H38ZM50 245V244H49ZM75 245H78V244H75ZM85 245V244H84ZM114 245H116L115 243H114ZM124 245V244H123ZM138 245V244H137ZM141 245V244H140ZM144 245V244H143ZM164 245V244H163ZM167 245V244H166ZM189 245V244H188ZM191 245H193V244H191ZM20 246V245H19ZM34 247H35V245H33ZM66 246V245H65ZM74 246V245H73ZM79 246V245H78ZM86 246H87V244H86ZM98 246V245H97ZM127 246V245H126ZM125 246V247H126ZM129 246V245H128ZM151 246V245H150ZM169 246V245H168ZM171 246V245H170ZM174 246V245H173ZM177 246V245H176ZM176 246L174 247L175 248V250H176ZM179 246V245H178ZM181 247H182V245H180ZM179 246V247H180ZM194 246V245H193ZM195 246H196V244H195ZM198 246V245H197ZM196 246V247H197ZM2 247H4V246H2ZM6 247V246H5ZM11 247V246H10ZM37 247V246H36ZM46 247H47V245H46ZM49 247V246H48ZM68 247V246H67ZM66 247V248H67ZM103 247V246H102ZM105 247V246H104ZM109 247H110V245H109ZM136 247V246H135ZM164 247H165V245H164ZM1 248V247H0ZM12 248V247H11ZM13 248H15V247H13ZM25 248V247H24ZM24 248H21V249H23L24 250ZM30 248H32V247H30ZM52 248V247H51ZM71 248H73V247H71ZM79 248V247H78ZM123 248V247H122ZM129 248H130V246H129ZM137 248H139V247H137ZM147 248H149L148 246H147ZM146 248V249H147ZM151 248V247H150ZM161 248H163V246L161 247ZM166 248V247H165ZM171 248H173V247H171ZM178 248V247H177ZM182 248V250L184 251V249ZM190 248V247H189ZM188 248V250H190ZM206 247H205V251H206V249H207ZM18 249V248H17ZM16 249V250H17ZM29 249V248H28ZM34 249V248H33ZM77 249V248H76ZM81 249V248H80ZM84 249H86V248H84ZM109 249V248H108ZM128 249V248H127ZM133 249V248H132ZM131 249V250H132ZM136 249V248H135ZM135 249H133V250H135ZM140 249H142L141 247L138 249V250H140ZM145 249V248H144ZM153 249H155L154 247H153ZM164 249V248H163ZM167 249V248H166ZM166 249L164 250V251H166ZM187 249V248H186ZM194 249V248H193ZM200 249V248H199ZM15 250V249H14ZM36 250H37V248H36ZM65 250H67V249H65ZM79 250V249H78ZM82 250V249H81ZM115 250V249H114ZM137 250V249H136ZM137 250V251H138ZM143 250V249H142ZM142 250H140V251H142ZM148 250V249H147ZM152 250V249H151ZM162 250V249H161ZM160 250V252H162ZM168 250V249H167ZM171 250V249H170ZM169 250V251H170ZM174 250V249H173ZM179 249H177V251H178ZM182 250L180 249V251L181 252H177L176 254H181V253H183L182 252ZM187 250V251H188ZM198 250V249H197ZM203 250V252H205ZM19 251V250H18ZM22 251V250H21ZM25 251H28V250H25ZM76 251V250H75ZM74 251V252H75ZM84 251V250H83ZM87 251V250H86ZM89 251V250H88ZM119 251V250H118ZM123 251H125V250H123ZM123 251L121 252V253H123ZM128 251H129V249H128ZM169 251H166V252H169ZM186 251V252H187ZM195 251V250H194ZM194 251L192 252L193 254H191V255H195L194 254ZM34 252V251H33ZM32 252V253H33ZM40 252V251H39ZM78 252V251H77ZM91 252V251H90ZM133 252V251H132ZM185 252V251H184ZM185 252V253H186ZM202 252V253H203ZM27 253V252H26ZM31 253V252H30ZM30 253H28V254H30ZM31 253V254H32ZM64 253V252H63ZM97 253H98V251H97ZM104 253V252H103ZM102 253V254H103ZM130 253V252H129ZM134 253V252H133ZM136 253V252H135ZM148 253V252H147ZM156 253V252H155ZM165 253V252H164ZM171 253H173L174 254V252H172L171 251ZM200 253V252H199ZM210 253V252H209ZM212 253V252H211ZM216 253V252H215ZM21 254H23V253H21ZM34 254V253H33ZM40 254H42V252L40 253ZM70 254H71V252H70ZM75 254V253H74ZM80 254V253H79ZM118 254V253H117ZM142 254V253H141ZM162 254H163V252H162ZM168 254H170V252L169 253H167V258H168V256H170V255H168ZM197 254V253H196ZM208 254V253H207ZM239 254V255H240ZM24 255V254H23ZM64 256H65V253L63 254ZM86 255H88L87 253H86ZM122 256H123V254H121ZM128 255V254H127ZM131 255H133V254H131ZM139 255V254H138ZM143 255H144V252H143ZM153 255V254H152ZM187 255V254H186ZM205 255V254H204ZM216 255V254H215ZM214 255V256H215ZM238 255V256H239ZM246 255V254H245ZM67 256V255H66ZM75 256V255H74ZM80 257H81V255H79ZM85 256V255H84ZM99 256V255H98ZM134 256V255H133ZM135 256H137V254H135ZM156 256H158V255H156ZM160 256V255H159ZM164 258L166 259V253L164 254ZM226 256V258L227 257H229V256H227V255H225ZM236 256H235V258H236ZM241 256H243L242 258H239V259H242L241 261L244 263V264H250L249 262V259L247 258V257H245L244 256V254L243 255H241ZM247 256V255H246ZM26 257V256H25ZM37 257V256H36ZM35 257V258H36ZM46 257V256H45ZM44 257V258H45ZM95 257V256H94ZM126 257V256H125ZM124 257V258H125ZM132 257V256H131ZM143 257V256H142ZM155 257V256H154ZM176 257V256H175ZM197 257V256H196ZM43 258V259H44ZM66 258V257H65ZM64 258V259H65ZM70 258V257H69ZM68 258V259H69ZM72 258V257H71ZM75 258H76V256H75ZM75 258H72V259H74L75 260ZM91 258V257H90ZM96 258V257H95ZM100 258V257H99ZM121 258H123V257H121ZM129 258V257H128ZM163 258V257H162ZM201 258V257H200ZM202 258H203V255H202ZM201 258V259H202ZM205 258V257H204ZM208 258V257H207ZM206 258V259H207ZM234 258V259H235ZM37 259V258H36ZM39 259V258H38ZM47 259V258H46ZM45 259V260H46ZM106 259V258H105ZM126 259H127V257H126ZM131 259V258H130ZM142 259V258H141ZM169 259H171V256H170V258ZM195 260H196V258H194ZM228 259V258H227ZM230 259H231V256H230ZM48 260V259H47ZM46 260V261H47ZM78 260V259H77ZM80 260V259H79ZM96 260V259H95ZM102 260V259H101ZM137 260V259H136ZM148 260V259H147ZM167 260V259H166ZM195 260H192V263L193 262H195ZM198 260V259H197ZM197 260H196V262H197ZM203 260V259H202ZM205 260V259H204ZM208 260H210L209 258H208ZM214 260V259H213ZM237 260V259H236ZM43 261V260H42ZM83 261V260H82ZM86 261H90L89 259L88 260H86ZM107 261V260H106ZM121 261V260H120ZM128 261V260H127ZM126 261V262H127ZM130 261V260H129ZM139 261V260H138ZM180 261V260H179ZM184 261V260H183ZM201 261V260H200ZM226 261V260H225ZM231 261V260H230ZM230 261H229V259H228V261H226V262H224V263H230ZM238 261V260H237ZM255 261V260H254ZM49 262V261H48ZM47 262V263H48ZM94 262V261H93ZM116 262V261H115ZM119 262V261H118ZM131 262V261H130ZM149 262V261H148ZM168 262V261H167ZM174 262V261H173ZM178 262V261H177ZM181 262V261H180ZM187 262V261H186ZM191 262V261H190ZM190 262H187L188 264H190ZM207 262V261H206ZM34 263H36V262H34ZM38 263V262H37ZM42 263V262H41ZM51 263V262H50ZM50 263H48V264H50ZM86 263V262H85ZM94 263H96V262H94ZM107 263V262H106ZM121 263V262H120ZM191 263V264H192ZM200 263H204V261L203 262H200ZM223 263V264H224ZM232 263V262H231ZM240 263V262H239ZM242 263V264H243ZM43 264V263H42ZM88 264V263H87ZM91 264V263H90ZM126 264V263H125ZM141 264V263H140ZM143 264V263H142ZM171 264H172V262H171ZM174 264V263H173ZM178 264V263H177ZM185 264V263H184ZM220 264V263H219Z\"/></svg>",
	"mask_w": 264,
	"mask_h": 264
}]
</instances>
